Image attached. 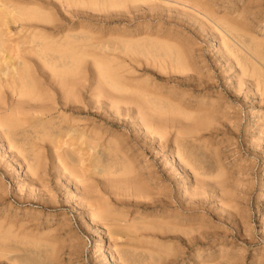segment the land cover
<instances>
[{
  "label": "rangeland",
  "instance_id": "1",
  "mask_svg": "<svg viewBox=\"0 0 264 264\" xmlns=\"http://www.w3.org/2000/svg\"><path fill=\"white\" fill-rule=\"evenodd\" d=\"M29 1H32V4H33L34 0H25V1L22 0V2H24V3H21V0H19L18 2H20V4L16 3V1H15V5L19 8L25 7L27 9L29 8V9H35V10L40 11L41 13H43V15L45 14L44 15L45 17H47L48 19H51V22H49V21L48 22H42L43 26L44 27H46V26L53 27L50 30L51 33L46 28L44 30V27L43 28L37 27L36 31H40V33H42V34L44 33L43 35L50 36V37L54 36V34H55L54 37L58 41H61V39L63 38L62 33L63 34L66 33V34H64L65 36L70 35V36L74 37L73 47L75 46L70 51H66V52L55 51L54 53H51V54L49 53L47 56L38 57V58L35 55L37 60H42V61H35V64L34 63L32 64V62H33L32 60H34V58H35L34 55L27 57L26 62L29 61V59H30L29 62H31V64L34 65L35 67H38L35 69L34 66H32L30 63L28 65H31V66H28L26 63L27 67L28 68L30 67L29 70H31V72L33 70L36 73L35 74L34 72H32V74H34V75H32L33 76L32 81L35 78H36V81H38L37 78H40V77L43 78V79H41V81L44 80V78L47 79L48 76L46 75L45 70H47V72L50 71L49 74H51L52 68H50V67L47 68L44 61L46 62V64L53 62L54 64L57 65V68L59 70L62 69L63 67L68 68L69 69V71H68L69 76L71 75L70 77H72L73 80H80L81 78H84L86 81L88 80L87 83L84 82L85 80H83V82L81 80L78 81V84H79V82H80V84H79V86L76 87V91H77L78 95H80L82 98H84L86 100L85 102H87V104L85 102L83 103L84 106L86 104L85 111L83 109L84 106L82 105L83 107L81 106L82 109L80 110L81 113H78V114L71 113L69 111H64L65 114L64 113L59 114L58 112L54 111L56 113L54 114V112H53V115L49 116L42 124H41V122L39 123V122L35 121L32 123H27V126H25V124H26L25 123L22 126L25 127L26 133L22 132L19 129L21 127H16L14 129V128L8 126L10 124L9 122H11L10 119H12V118H10V116H8L9 110L8 109H7L8 111L7 110L4 111V109L0 110V134L2 132L4 133L3 135L2 134L0 135V139H1V141H0V226H1L0 227V237L1 238L5 237L4 239H0V255H1L0 256V264H40V263L41 264H106V263L107 264H117V261L120 262L119 264H121V263H124L123 262V255H125V254H127L133 260V262H131L132 264H150V263L151 264H154V263L155 264H157V263L158 264H160V263L161 264H172V263L173 264H178V263L179 264H181V263L182 264H194L195 263L194 261H196L195 264H205V263L206 264H225V262H226V264H231V263L232 264L233 263L234 264H264V125H263L264 124V75H263V73H264V67H263L264 66V56H263L264 55V51H263L264 50V0H254V1H252V0H207V1L206 0H201V1L200 0H198V1L197 0L196 1H194V0H188V1H186V0H182V1L181 0H175V1L174 0H172V1L171 0L170 1L169 0H152L153 2L150 0H77V1L71 0L72 1L71 3H70V0H67V1H69V3H65V4H67L68 7H66V5H64V1L66 2V0H57V1L55 0L56 2L54 0H41V2H38V1L36 2V0H35L34 3L35 4L37 3L38 5L40 4L42 6V9L41 8L39 9L40 5L34 6V4H33V6H34L33 7L32 5H30L28 3ZM107 1H108V3H106ZM120 1H122V2H120ZM123 1H125V2H123ZM180 1H181V3H179ZM53 2H54V4H53ZM57 2L60 3V5ZM43 3L46 5H44ZM62 3H63V5H62ZM25 4H28L30 6L25 5ZM203 4H205V5H203ZM61 5H62V7L60 8ZM189 5H191V6H189ZM50 6L51 7L53 6L54 10ZM64 6L66 7V9H64L65 8ZM183 6H185V7H183ZM36 7H38V8H36ZM45 7H48L45 9L46 11L43 10V8H45ZM48 9L50 10L51 13L52 12L53 13L50 14ZM51 9L53 11H51ZM62 9H63V11H62ZM207 9H210V10H207ZM66 10H67V12H66ZM208 11H210V12L208 13ZM46 12H47V14H46ZM66 17H68V19H66ZM201 17H203V18H201ZM228 17H230V18H228ZM55 19H56V21H55ZM208 20H210V21H208ZM59 21L60 22L62 21V22L60 23ZM231 21L238 23L239 26L236 23L231 22ZM72 23H73V25H72ZM42 24H41V26H42ZM59 24L61 27L59 26ZM77 25H79V26H77ZM230 25H232V26L230 27ZM55 26L58 27L59 29H57ZM73 26H75L74 29L77 27V30L73 31L72 30ZM81 26L84 28V30L81 29L82 28ZM70 27H71V30H70ZM78 27H79V30H78ZM245 27H247V28H245ZM67 28H69V29H67ZM217 28L221 32L219 30H217ZM66 29H67V31H66ZM221 29H223V30H221ZM89 30H90V32H89ZM45 32H46V34H45ZM124 32L126 34H128L127 36H129V37H127ZM58 33H61V34H58ZM218 33H220V34H218ZM91 34H92V36H91ZM120 34H121V36H120ZM137 34L140 36H138ZM130 35H132L133 37ZM142 35H143V37H142ZM251 35L253 38H251ZM58 36L61 38H59ZM135 36H136V38H135ZM154 36H156V37H154ZM160 36H161V38H160ZM166 36H168V37H166ZM140 37H141V40H140ZM153 37L155 38V40ZM174 37H176L178 40ZM157 38H159V41H162V40H164V41L160 43ZM164 38H168L169 41H174V40L175 41L172 45V42H169L168 39H164ZM170 38H171V40H170ZM89 39H94L96 41H92V43H91V40H89ZM98 39H99V41H97ZM156 39H157V42H156ZM248 39H251V40H249L250 42L248 41ZM100 40H101V42H100ZM166 40H167V43L169 42L170 44L168 43L166 45L165 44ZM184 40H186V41H184ZM178 41L182 45L178 44ZM246 41H247V43H246ZM158 43H160V45ZM162 44H164L165 46ZM176 44L179 45V47L182 49V51L185 49V51H186L185 53L187 55L184 52L182 54V51L180 50V48L178 46H176ZM256 44L259 46H257ZM171 45H172V47H171ZM99 46H101V47H99ZM181 46L182 47L184 46V47L182 48ZM82 48H84V49H82ZM155 48L157 49V51ZM169 48H172V49H169ZM188 49H189V51H188ZM77 50H79L80 52ZM174 50H175V52L182 54L181 56L183 57V59L185 58L184 59L185 62L182 59L183 60L182 61L183 62V64H182L183 68L177 66V68H179V69H176L175 68L176 65L173 66L174 65L173 57L175 56ZM92 51L94 53H92ZM133 51L135 54L133 53ZM76 52H77V54H76ZM83 52L90 54V55H87ZM88 52H90V53H88ZM99 52L104 53V54H107V52H109L110 58L108 56H104V54L99 55ZM113 52H114V55H112V58H111V54H113ZM129 52H130V54H132V53L133 54L129 55ZM189 52H191L190 53L191 56H190ZM224 52H226V53H224ZM227 52H228V54H227ZM261 52H263V53H261ZM121 53H122V55H121ZM136 53L140 56H138ZM168 53H169V55H168ZM83 54L86 56H84ZM93 54H95V55L93 56ZM115 54H116V56H115ZM147 54H149V55H147ZM225 54H227V55L225 56ZM259 54H260V56H259ZM118 55L120 56V58H123V61L125 60L124 63H122L123 67L120 64V62H123V61L119 58ZM128 55L130 58L128 57ZM184 55H186V56H184ZM74 56H76V57L74 58ZM99 56L104 57V58L103 59L99 58ZM227 56L231 57L232 62L230 60V57H227ZM30 57H32L33 59ZM77 57H79V58H77ZM116 57H118L119 59ZM157 57H158V59H156ZM161 57L164 59H162ZM42 58L44 59V61ZM70 58H72V59H70ZM115 58H116L117 63H115L116 62L114 60ZM186 58H188V60L190 58V60H189L190 62H188V60ZM254 58H256L257 60ZM262 58H263V60H262ZM89 59H92V62ZM131 59H132V61H130ZM135 59L137 61L144 60V59L146 61L148 59L147 61H149V62L146 61L147 62L146 63V62L140 61L143 63L137 62L135 65V63H133V62H136ZM150 59H151V61H154L153 66L151 65L153 63H151ZM47 60H49V62ZM103 60H105L106 62ZM112 60H113V63H112ZM157 60L159 61V63L161 65L162 64H164V65L158 66ZM108 61H109V63H108ZM168 61L172 67V70L170 69L171 67H170ZM89 62L92 64H90ZM164 62H166V63H164ZM186 62L188 63V66L193 64L192 67L191 66H190L191 68L187 67V65L185 64ZM235 62L237 63V65L234 64ZM40 63H42V64H40ZM81 63L84 64L82 67H81V65H82ZM149 63H150V66L148 65ZM76 64H77V66H75ZM96 64H98L99 68L97 67ZM119 64H120V66H119ZM129 64L131 67L129 66ZM140 64H141V66L139 67ZM231 64H233V65H231ZM41 65L42 66L45 65L46 67L44 66V68H43ZM103 65L111 67L112 70L114 69L113 70L114 73H116L115 70H117L116 80H118V81L124 80L122 85H123V88L125 87L123 89V91L125 93L123 91H120V90H118L119 92L116 91L113 88V86L111 85V83L106 79V77H104V75L102 74V71H101ZM113 65L115 67H116V65H118V66L115 69V67ZM137 65H138V67H137ZM155 65L158 66V68L154 67ZM142 66H143V68H142ZM164 66H166L165 67L166 70L169 69V71L172 74L168 71H164ZM41 67H42V69H41ZM79 67L83 68V70H86L87 73H85L84 71L82 72L81 68L78 69ZM128 67H129V69H128ZM147 67H149V68H147ZM173 67L176 70H174ZM91 68L92 69L95 68L97 70L94 69L92 71ZM119 68H123V69H121L122 71L123 70L126 71V68H127V70H129L130 73H128V71H126V73H128V74H126L125 71H123L124 73H121L120 72L121 70H118ZM133 68L136 69L135 71H137L138 73L141 69L142 70L140 71L139 74L137 72L133 73L132 72ZM153 68H156L157 70L153 69ZM159 68L161 70H158ZM192 68H194V69H192ZM37 69H39V70H37ZM77 69H78V71H77ZM237 69H238V72H235ZM40 70H41V73H38V72H40ZM42 70H44V72ZM71 70H73V71H71ZM154 70H156L157 72L158 71H160V72L157 73ZM173 70H174V72H172ZM181 70H183V73ZM191 70H193V71H191ZM79 71L82 74L85 73L84 76L81 73H77ZM94 71L95 72L97 71L98 73L97 72L95 73ZM179 71H180V73H179ZM42 72L45 75H42ZM163 72L165 73L164 75H163ZM239 72H240V75H236V74H239ZM248 72H250V73H248ZM70 73H73V76ZM136 73L138 76L141 75V77L144 74V76L142 77L143 79L141 77H140V80L136 79L137 78L136 77L137 75L135 76ZM146 73L148 75L150 73V75L148 76L149 78H146L147 77ZM151 73H152V75H151ZM176 73H177L178 78L176 76ZM199 73H200V76L197 75ZM77 74H80L83 77H81L79 75H78L79 76L78 77V76H76ZM94 74L96 76H97V74H98V76L100 75L99 76L100 78L97 77L98 81L96 78L94 79V76H95ZM243 74H245V75L243 76ZM128 75L130 77H132V76L136 77L133 80L134 82L131 81L133 79V77L131 79L130 77H128ZM166 75L169 77L167 78ZM179 75L180 76L182 75V76L180 77ZM235 75L238 77H236ZM241 75L244 78L246 76V78L244 79ZM91 76L95 80V83H94V80L91 79ZM123 76H126V78H129V80ZM150 76H154V77L150 78ZM194 76L197 79L193 78V80H192L193 82H191L190 77L192 78ZM253 76L255 77L254 79H253ZM199 77H202V79ZM102 78H104V79H102ZM165 78H167V79H165ZM198 78H199V80H198ZM100 79H102L101 82H100ZM149 79H150V81H148ZM185 79H186V81H185ZM208 79L212 82H210ZM92 80H93V82H92ZM126 80L128 81L127 84L130 83V81H131V87L130 88H129L130 84L128 86L125 85ZM151 80H153V81H151ZM195 80H197L199 82H197V84H196ZM242 80H245V81L243 82ZM36 81H33V82L37 83ZM39 81H38V83H39ZM102 81H105V82H102ZM204 81H207V82H204ZM89 82H90V86H87V85H89ZM135 82L138 85L137 87H134L136 85ZM154 82H156V83H154ZM157 82H158V85H157ZM160 83H162V84H160ZM252 83H254V84H252ZM102 84H104V85H102ZM106 84H109V85H106ZM151 84H152V86H147V85H151ZM153 84H155L157 87ZM168 84H170V85H168ZM178 84H179V86H178ZM250 84H251V86H249ZM261 84H262L263 88H262ZM175 85L177 86V88ZM182 85H183V87H182ZM199 85H201V86H199ZM85 86H87L88 88H86ZM141 86H144V89H142L143 87L141 88ZM160 86H162V87H160ZM97 87L99 90L97 89ZM132 87H134V88H132ZM139 87H140V89H139ZM78 88H79V90H77ZM89 88H90V90H89ZM107 88H108V90H107ZM126 88H128V89H126ZM135 88H137L138 90H141V91H137ZM159 88L161 91L159 90ZM167 88H171V89L169 90ZM187 88H189L190 90ZM130 89H132V90L135 89L133 92L135 93V91H136L138 93V94L135 93L138 96V97L136 96L137 98L135 97V94L133 92H131L132 90L130 91ZM165 89H166V91H165ZM185 89H186V91H185ZM0 90H2V89H0ZM5 90H6V86H5V89L3 88V90H2L3 92L1 91L2 94L0 93V95H1L0 99L1 100L6 99V98H4V96L7 98L10 97V98H8L10 100L6 101L7 100L6 99L3 102L6 105H8L10 102L13 104L16 101L15 100L16 96L14 95L15 93L13 94V92L10 89H7L6 91L7 92L9 91V92L6 93V92H4ZM105 90H107V93L108 92L110 93L111 91H113L112 92L113 97L110 96L111 94L109 95V93H108V95H106ZM145 90H148V92L149 91L152 92L151 93L152 95L150 94V92H149V94H147L148 92ZM176 90H179V92L185 91L184 95H183V93L181 94ZM187 90H189V91H187ZM48 91H50V90H48ZM48 91H47V93H48ZM252 91H254L255 93H253ZM51 92H53V91L51 90ZM51 92H49L50 95L53 94ZM186 92L192 93V94H189V96H190L189 99L187 97L188 94H186ZM97 93H100L99 95H100V97H102V99L104 98L103 99L104 100V103H103L104 107H106V105H107L106 108H108V110H107L106 108L103 107V104H102V107L104 110V111L102 110L104 112L103 115H106V117L102 116L103 117L102 120H98V118L92 114L95 111V110H93L94 98H92V97L94 95L97 96L98 95ZM101 93L102 94L104 93L106 96L102 95ZM131 93H133V94H131ZM156 93H159V95H161V93H163L164 95L162 94V97H160ZM169 93L172 95V99L174 101L172 99H169V98H171V95H169ZM3 94H4V96H2ZM124 94L128 95V96L132 95L135 97V99H142L139 101L141 102V105H143V106L145 105V107H147V103L151 102V104L155 103V106H157L158 108H164V109L169 110L170 113H168V111H167V114L162 115V117H163L162 119L164 120L165 118L174 117L175 120H177L179 122L178 123V129L181 128L180 130L184 131V133L181 134V135H183V137H181V139L176 138L177 140L174 137H171L172 134H173L172 136L175 135L174 134L175 130L172 129L171 130L172 133H171V131H169L170 132L169 134L167 132V134H165L166 138H163L161 141L158 139L159 138L158 135L157 136L155 135V137L149 136V139H150V137L155 138V139L157 138L156 140L151 139L149 141L148 136L147 137L145 136L143 129L141 130V128H138V126L137 127H136V125L132 126V124L130 126V124H129L130 123L129 119H131V120L137 119L138 120L139 116L141 115V114L138 115L137 111L133 112L134 110H136V105H134V104L131 105L132 103L126 104L128 107H131V110H130L129 115H128L129 117L127 115L125 116V118H127V117L129 118V119L127 118L128 121L126 122V124H123V125L122 124H116L117 120H111L112 118L116 119V117L115 118L113 117L115 115H112L114 113V110H113L114 107H112L114 104L111 106V100H115V101L119 100V99L122 100V99H124V97H126ZM129 94H131V95H129ZM155 94L157 96H153ZM167 94H168V96H167ZM260 94L262 95V97H260L261 96ZM84 95H85V97H84ZM119 95L124 96V97H120ZM149 95H150V97H149ZM199 95L202 96V97L201 96L200 97L202 98L203 102L200 101L201 98L198 97ZM207 95H209V97ZM56 96H59V95H56ZM179 96H180V98H179ZM182 96L184 98H182ZM192 96H194V97H192ZM203 96H205V97H203ZM145 97H146V100H145ZM130 98H132V97H130ZM130 98L128 97V99H130ZM159 98H161L164 101H162ZM166 98H167V100H165ZM174 98L175 99L177 98L176 99L177 101H175ZM195 98H196V100H195ZM207 98H209V102H208ZM125 99L127 100V98H125ZM205 99L208 103L207 106H206L207 103L206 104L204 103V102H206ZM12 100H15V101L13 102ZM144 100L146 103L144 102ZM190 100L192 102H190ZM108 101H110V102L108 103ZM211 101H213V103ZM7 102H9V103H7ZM177 102L180 105H182V106L184 105V106L183 107L181 106L182 108L179 107L180 105H178ZM105 103H108L110 105L108 106V104H105ZM157 103L158 104L160 103L159 104L160 106ZM195 103L197 104V106ZM202 103H203V106L206 108V110H204L205 108L202 109V107H203V106H201ZM211 103H212V106H214V111H213V108L211 106ZM171 104H172V106H171ZM192 104H194L195 107ZM198 104H199V108H200L199 110H198ZM88 105H90L91 111H90ZM124 105L125 104L120 102L117 106L124 108ZM9 106H10V104H9ZM109 107H110V109H109ZM145 107H143L142 110L145 113H149L150 112L149 108H145ZM176 107H178V109H176ZM190 107H192V109L194 110V112H196V114H194V112L192 111V109H190ZM168 108H170L171 111ZM195 108L197 109V111ZM186 109H189L190 111H187ZM221 109H223V110H221ZM106 110L108 111V114H105V113H107ZM178 110L179 111L181 110L180 111L182 113L181 115H180V113L177 112ZM220 110L223 112H221ZM217 111L218 112L220 111L219 114ZM119 112L123 113V109L119 108ZM189 112H190V114H189ZM191 112L193 113V115H191L192 114ZM216 112H217V114H216ZM66 113L68 115H66ZM130 113H132V114L130 115ZM56 114H58V115L56 116ZM187 114H188V117L185 116ZM261 114H262V116H261ZM63 115L64 116L66 115L68 117L71 116L70 118H72V115H73V118L75 117L74 119H78V118H79L78 120L82 119L81 121H83L84 127H86L85 129H87V130H89V128L91 129V127L94 128L96 125L97 128H95V129L92 128L91 130L94 131V130L98 129L99 131H101L100 133H102V139H101L102 141H106L105 140L106 138H108L107 140H110V139L112 140V138H113L117 141V139H119L122 136H123L122 138L125 140L126 136L124 134L127 135L126 140L129 139V140H127L128 142L125 140L126 143L124 144L123 139L120 138L118 141L121 142L120 140H122V142L119 143L117 141V143L120 144L121 147H126V148H127V146L130 147L131 145L132 146L135 145V147L133 146L135 148L133 154L128 155L129 156L128 161L130 162V159L136 153L134 155L135 157L133 156L134 157L133 159L135 160V162L132 161L133 159H131V161H132L131 166L134 167L136 164V166L134 168L132 167V175L131 176H134V177L136 176L135 177L136 182L137 183L139 182V184L141 185V188L145 192H147V194L149 196V198H148V196H146L145 198H140V199L135 198V196H134L135 200H140V202L142 201L141 202L142 206L140 203H136L138 206L134 203L135 201H134L133 195L131 194L132 193L131 190L126 189L127 185H125L123 182H121V181L117 182L115 180L116 176L114 174H112V173L110 175L102 174V173H109L110 172V170H108V167L113 163L114 160L108 159V157H106L105 155H102L98 158L93 157V155H88L87 152L85 155V151H86L84 149L86 147V146H84L85 144L80 145L79 142L77 140H75L76 138H74V137L71 138L69 136H66V139H65L64 136H63L64 138L62 137V135L59 136L60 134H58V131L56 129V125L59 124L58 123L60 120L59 116H63ZM108 115H109V117L110 116L111 117L109 118ZM190 115H191V117H189ZM19 116L21 117L22 115H19ZM92 116L94 119L92 118ZM223 116H225L224 117L225 120L222 118ZM258 116H260V118ZM84 117H85V119H84ZM107 117H108V119H107ZM5 118H7V119H5ZM50 118L52 119V121H50V123H49L48 121ZM191 118H193V119H191ZM86 119L87 120L90 119V122H89V120L85 121ZM95 119H96V121H95ZM216 121L218 122L217 124L215 123ZM85 122H87V123H85ZM187 122L188 123L190 122V123L188 124ZM219 122H220V124H219ZM97 124H101L100 127H98L99 125H97ZM194 124L197 126L195 127ZM89 125H91V127ZM116 125H117V127H116ZM217 125H219V126H217ZM87 126H88V128H87ZM210 126L212 129L210 128ZM135 128H136V130H135ZM257 128L260 130L259 133H257V131H258ZM133 129L135 130V131H133L134 133L132 132ZM107 130H108V132H107ZM125 130L128 131V133L127 132L125 133L124 132ZM163 130H165V129L163 128ZM189 131H190V133H189ZM192 131H194V132H192ZM195 131H197V132L195 133ZM198 131H201V132H198ZM130 132H132V133H130ZM185 132H187V133H185ZM111 133H112V138H109V135ZM44 134L46 136H44ZM105 134H106V136L107 135L108 136L106 137ZM117 134L119 135L118 138H117V136H118ZM133 134H135V135L133 136ZM141 134H143V135L141 136ZM206 135L209 137H207ZM37 136L38 137L40 136L41 139H39V138L37 139ZM42 136H44L45 138H42ZM56 136H57V138H56ZM138 136H139V138H138ZM203 136H206L207 138L205 137V140H203L204 139ZM252 136H253V138H250ZM1 137H3V138H1ZM141 137L142 138L144 137L145 139L144 138L142 139ZM167 137H168V142L165 141V140H167ZM190 137H192L193 139H191ZM5 138L7 140H4ZM54 138H56V139H54ZM58 138H59V141H58ZM196 138H198V139H196ZM201 138H203V139L201 140ZM63 139L66 142H64ZM138 139H141V140H138ZM195 139L197 141H195ZM256 139H258L259 141ZM60 140L62 141V143L64 142L63 144L60 143L61 145L59 144V142H61ZM67 140H68V143H69V141L71 142L70 146L72 148H75V147L78 148L77 153L80 151L79 149L82 148L79 155L78 156L76 155L77 157L74 156L75 152H76L75 151L76 148L73 149V151H71L70 150L71 148L70 149L68 148L69 144H67ZM145 140L146 141L148 140V142H146ZM192 140H194V142ZM45 141H47L48 143L46 142V144H44ZM54 141H55V143H54ZM134 141L137 143H135ZM140 141L142 144L139 143ZM163 141H165V142H163ZM198 141H199V143H198ZM203 141L205 143H203ZM209 141L210 142L212 141L211 144ZM5 142L7 143L8 148L5 145ZM30 142H32V143H30ZM157 142H159L158 147L159 148L161 147L160 149L157 147ZM8 143H9V145H8ZM41 143L43 144V147H42ZM49 143H50L51 147L54 145L55 146L52 149H50L51 147L49 146ZM56 143L58 145H60L61 147L59 148V146ZM127 143H129L130 145ZM154 143L156 145H154ZM178 143L184 144L183 152L187 155V156L186 155L185 156L188 160H190V161L192 160L191 162L193 164V167L188 166L187 170L185 167H180V169H179V164L176 162L178 160V156H177V152H176V145ZM207 143H209V144H207ZM38 144H40V145H38ZM64 144L68 147H66ZM76 144L78 147L74 146ZM145 145H147L148 148L150 147L149 149H151V147H152V149H153V147H156V148H154L155 150L153 149V151L152 150L150 151L147 148V146H145ZM170 145H171V148H169ZM165 146H167L166 149H165ZM215 148H216V150H215ZM37 149H38V151H37ZM40 149H42V151ZM43 149H45V150H43ZM58 149L63 150L62 152L64 154L62 155V152ZM138 149H140V150H138ZM171 149H174V150H171ZM170 150H171V152L169 153ZM14 151H15V153H14ZM40 151H41V153L39 154ZM55 151L61 152L60 153L61 155L57 152L55 153ZM157 151L158 152L160 151V154L159 153L157 154ZM187 151H189V152L187 153ZM17 152H18V154L16 155ZM73 152H74V154H73ZM154 152H155V154H154ZM44 153H45V155H44ZM142 153H143V155H141ZM173 153H175V154H173ZM55 154H58L57 156L59 158L56 157ZM41 155L42 156L44 155L43 157H44L45 162H43V159L42 160L40 159ZM80 155L83 156V158ZM218 155H219V158H218ZM18 157H20L21 159ZM43 157H41V158H43ZM79 157L82 158L84 162L82 161V159L79 162L78 161ZM87 157L90 158V160L93 158L92 160L95 162V164H94V162H92V160L90 161L89 159H87ZM137 157L140 159H137ZM160 157H162V158H160ZM163 157H164V159L166 158L165 163H164ZM56 159H57V161H56ZM39 160H41L40 161V167L37 168V165L39 164ZM54 160L56 162H59L58 160H60L61 162H59V164H58ZM85 160L87 163L85 162ZM88 160H89V162H88ZM36 161H37L36 169H37V172L39 173L38 175H35V173H33V172H36V169L35 170L31 169L33 166V163H36ZM64 161H66V162H64ZM70 161L73 165L70 164V166H69V163H67V162H70ZM77 161L79 163L83 162V164L82 163H81V165L77 164L78 163ZM136 161H138V163H136ZM63 162L65 164L67 163V165H64ZM98 162H99V164H97ZM101 162H102V164H101ZM162 162H163V164H161ZM133 163H135V164H133ZM141 163H142V165H145L146 167L141 166ZM176 163H177V165H176ZM60 164H63V165H60ZM86 164H87V166L89 164L91 166L89 165V167H85ZM42 165L45 169L42 167ZM52 165L55 167L56 166L57 167L62 166L64 171L61 170L62 171L61 172L59 169H62V168L58 169V168L53 167ZM152 165L156 169L155 171L152 168L153 167ZM149 166H150V168H148ZM168 166H170V167H168ZM225 166L227 169L225 168ZM72 167L73 168L76 167V169L75 168L73 169ZM79 167H81V168H79ZM92 167H94L93 170H92ZM136 167H137V169H136ZM194 167H196V168H194ZM221 167H223V168H221ZM84 168H86V169L84 170ZM164 168L165 169L169 168V170L166 171ZM181 168H183V169H181ZM238 168H241V170ZM26 169H28V170L25 171ZM53 169H55V170H53ZM66 169H68V170H66ZM147 169H150V170H147ZM56 170L57 171L59 170L58 174L56 173L57 172ZM88 170L91 171L90 173H92V174H90V173L89 174L93 175V176H91V178L88 174ZM171 170H172V172H170ZM175 170H177V171H175ZM29 171H30V173H28ZM68 171H69V173H68ZM148 171L149 172L153 171L151 173H154V172L155 173L151 174V173H148ZM186 171L187 172L189 171V172L187 173ZM59 172H60V174H62V176H60ZM73 172L75 174H73ZM78 172H80V173H78ZM84 172L87 173V175ZM94 172L96 174H94ZM136 172H139V174H142V176H146V179L144 177L140 176L139 174H137ZM167 172H168V174L171 173V176L167 175ZM190 172H192V173H190ZM26 173H28V174H26ZM81 173H83V174H81ZM100 173H101V175H100ZM146 173H148L149 176ZM157 173H161L162 175L158 174L159 176L157 178ZM69 174H71V175H70V177L68 176L69 178H67V175H69ZM134 174H137V175H134ZM173 174L174 175L176 174L175 176L177 177V179H175V176ZM230 174L231 175L234 174V175H232V178H231ZM238 174L240 175V177ZM65 175H66V177H65ZM72 175H75L76 177L73 176L74 177L73 178ZM82 175H84V176H82ZM138 175L140 176V178ZM150 175H151V178L155 175L152 178L153 181H152V179L149 180ZM166 175H167V177H166ZM224 175H226V177ZM35 176L36 177L38 176L39 178L37 177L38 179H36ZM55 176H56V178H55ZM79 176H80V178H78ZM98 177L100 180L98 179ZM101 177H102V179H103V177H106V179L107 180L109 179V180L108 181H106V179L102 180ZM107 177H109V178H107ZM114 177H115V179H112ZM182 177L184 179L183 182L181 181ZM28 178L30 180H28ZM66 178L68 179L67 181H66ZM81 178H84V179L82 180ZM87 178H89L91 180H89ZM142 178H144L145 181L141 180ZM156 178L158 179L157 180L158 183L156 182ZM64 179H65V181H64ZM73 179H75V181H73ZM92 179H95L96 181L94 180V182H93ZM214 179H215V181H214ZM239 179H241V180H239ZM69 180L73 184L70 183ZM80 180L84 182L85 186L88 185V187L86 186V188L88 189V191L91 189L90 190L91 192L84 190L86 188H84V186H83L84 184L81 182H80L81 183V185H80V183H79ZM84 180L86 182H88V180H89V184H86ZM165 180L168 181V184L164 183ZM211 180H213V181H211ZM217 180H219V181H217ZM221 180H223V182ZM224 180L225 181L228 180V181L224 182ZM233 180H236V181H233ZM38 181H40V182H38ZM91 181L93 182L94 186H92L93 184L91 183ZM141 181H144L145 183L141 182ZM201 181H202V183H201ZM237 181H238V183H240L239 185L237 184ZM67 182H69V183H67ZM95 182H97V183H95ZM146 182L150 183V185L147 184ZM177 182L180 185L179 184L177 185ZM187 182L189 183L190 187L192 185V188H190L188 186ZM53 183H55L57 185H55ZM60 183H62V184L59 185ZM111 183H113V184H111ZM159 183H160V185L162 184L161 186L159 185L160 187H162L163 185H166V187L170 186V187H168V189H171L170 190L171 192L169 190H167V188L165 189V190H167V192L163 189H158V188H156L157 190H155V192H154L153 188L155 186L153 187V185L158 186ZM198 183L202 184V185H199ZM39 184H40V187H41V184H43L42 186L44 187L45 190H42L43 187L38 188ZM210 184H211V186H209ZM196 185H198V186H196ZM30 186L33 188H31ZM49 186L52 189H50V188L48 189ZM77 186L79 189L82 187L84 189L82 188L81 190H78ZM115 186H116V188H115ZM145 186L147 187V189L150 188L151 190L150 189L147 190ZM177 186L179 187V189ZM187 186H188V188H187ZM227 186H228V188H227ZM29 187H30V190H32L31 192L29 190ZM35 187H36V190H35ZM89 187H91V188H89ZM94 187H96L94 189L95 191L93 190ZM164 187L165 186H163L162 188H164ZM183 187L186 190L182 189ZM193 187H195L194 190H193ZM234 187H236V188H234ZM237 187L239 189H237ZM225 188H227V189L224 191ZM245 188L247 190H245ZM46 189L48 190V192ZM181 189H182V191H187V192L190 191V192H188V196L185 195L187 192H182ZM233 189H235L234 190L236 192L235 194L233 193L234 192ZM82 190H84V191H82ZM92 190L94 192H92ZM96 190H98L99 193H95V192H97ZM158 190H160V191L162 190V191L160 192ZM227 190L229 192H227ZM242 190H243L245 195L242 194L243 193V192H241ZM76 191L77 192L79 191V192L77 193ZM125 191H127V192H125ZM156 191H158L157 192L158 195L156 194ZM163 191H165V193ZM168 191H169V193H168ZM207 191H208V193H207ZM209 191L212 195L215 194V197H217V198L214 199V196H212L213 198L210 196L211 197V199H210V197L208 196V195H211L209 193ZM82 192H85V193H82ZM128 192H130L129 193V195L131 194L130 196H128ZM202 192L205 194H203ZM219 192L221 193L222 197L219 196L220 195ZM238 192H240L241 195ZM86 193H87V195H86ZM111 193H112V196H111ZM150 193L151 194L155 193V194L151 195ZM166 193H167V197L165 195ZM170 193H172V194H170ZM181 193H182V195H181ZM192 193H194V194L196 193L195 196L196 195L198 196L200 193L202 195H201V197H195ZM35 194L36 195L38 194L37 195L38 197ZM49 194L51 195L52 198H50ZM66 194H68V195H66ZM70 194H71V196H70ZM124 194H126L127 197H125V196L123 197ZM149 194L152 196L153 199L155 197L159 196V198H158L159 200L157 198H155L156 202L153 199L152 200L154 201V203L152 201L147 202V200H149L151 198ZM161 194L162 195L164 194L165 197L161 196ZM169 194L172 195L175 199L172 196L169 197ZM191 194L194 196V199H192L193 197ZM216 194L217 195L219 194L218 195L219 197ZM115 195L116 196L119 195L118 196L119 199ZM179 195H180V197H179ZM190 195L192 198L190 197ZM204 195H207V196H204ZM230 195H232V198ZM67 196H70L69 197L70 199ZM75 196H76L77 200L75 199ZM93 196L95 197V199L97 198L99 200L96 201L95 199H93L94 198ZM176 197H178L180 199H177ZM182 197H186L188 199L190 198L191 200L189 199V201H188V199L186 200V198H182ZM203 197L209 198L210 200L205 199ZM233 197H235V198H233ZM81 198H84V201H83V199L81 201H83L85 203V205L83 203L82 204L77 203V202H80ZM115 198H116V200H118L117 202H116ZM146 198H148V199L146 200ZM167 198H169V200L172 199V201L174 200L173 201L174 205L172 204V201H169ZM197 198L198 199L200 198V201ZM218 198L224 199V200L226 199L225 201H228V200L229 201L231 200V201L230 202L228 201V203H227L223 200L220 201V199H218ZM41 199H44V201L46 199V201H50V202H46V201L44 202ZM52 199L55 200V203H54V200L52 201ZM88 199H90V202H86ZM91 199H93L92 203H91ZM123 199H126V200L123 201ZM160 199H161V201H160ZM131 200H132V202H131ZM167 200H168V204L165 203V201H167ZM175 200L178 201L177 203H179V202L180 203L177 205ZM195 200H196V202H194ZM218 200L221 203V206H219V207H218L219 202L217 203ZM232 200L233 201L235 200L237 202V203L235 202L237 205ZM121 201L123 202V204L121 203ZM143 201L144 202L146 201L147 205H145L146 203H143ZM97 202H99V207H98ZM189 202H190V204H189ZM94 203H96V204H94ZM220 203H219V205H220ZM162 204H163V207L160 206ZM164 204H166V205H164ZM233 204L235 207L233 206ZM176 205L178 206L177 209L175 208V207H177ZM199 205L203 209H200ZM92 206H94V208ZM134 206H135V208H134ZM180 206H184V207H188V208H183ZM194 206H196V208H193ZM222 206H225V210L223 209L224 207L221 208ZM87 207H88V209H87ZM208 207H209V209H208ZM95 208H97V209L99 208V209L97 210ZM219 208L221 210H219ZM108 209H110V210H108ZM164 209H167V210H164ZM169 209L171 212L168 211ZM228 209H229V211H228ZM111 211H113V212H111ZM133 211H134V213H133ZM158 211H159V213H157ZM178 211H179V214L177 213ZM232 211H234V212L232 213ZM89 212H92V213H89ZM102 212H105V213L103 214ZM125 212H126V214H125ZM127 212H128V214H127ZM168 212H170L171 215ZM100 213H101V215H100ZM123 213H124V215H122ZM150 213H151V215L152 214L153 215L150 216ZM98 214H99V217H97ZM111 214L113 216H111ZM131 214L133 216H131ZM162 214H163V216H162ZM172 214L173 215L175 214L177 216H173ZM225 214H228V216L226 215L227 217H225ZM109 215L111 217H109ZM121 215L123 217H125V216L126 217L123 218ZM167 215H169L170 218ZM220 215H221V217H220ZM91 216H92V218H90ZM143 216H145V218ZM158 216L162 217V219H164L165 217H167V218L164 219V221H162L160 223L161 219L159 218L157 220V218H155ZM95 217H97V218H95ZM129 217H130V219H129ZM140 217H141V219H140ZM173 217H177V218H175V220H174ZM151 219H153L154 221ZM172 219H173V221H172ZM141 220H143L144 222ZM155 220H157V221H155ZM166 220L169 224L166 223ZM169 220H171V222H173V223H170ZM176 220L177 221L179 220V222H177ZM225 220H227L228 222ZM123 221L125 222L126 225L124 224ZM129 221H130V223H129ZM148 221H150V222H148ZM188 221H189V225L187 223ZM109 222L113 223V224L116 223V225H113V224L109 225ZM120 222H122L126 226L125 229H121V228H124V226ZM135 222L136 223L138 222V223L136 224ZM146 222L148 223L149 226L146 224ZM190 222L191 223L196 222V223L194 225V224H190ZM104 223L108 225V229L110 231L107 230V226ZM117 223H119V225L122 224V227L120 226L118 228ZM133 223H134V228L136 229V231H135V229L132 231V229L130 228L131 225H133ZM174 223H176V225H177V223H180V224L186 223V224L183 226L182 225L180 226V224H178L176 226V225H173ZM143 224H146V225H143ZM158 224H161L164 227V229H163L164 231L162 233H161V231H157L154 229L152 230V228H151V226L158 225ZM203 225H205V226H203ZM128 226H130V227H128ZM113 227H115V228H113ZM116 227H117V229H116ZM198 227H200V228H198ZM201 227H203V228L201 229ZM145 228H146V230H145ZM165 228H169V229L175 228L174 230H176V232L171 231L172 233L167 232V234H165ZM195 228H196V230H195ZM206 228H208L209 230ZM180 229H183L185 231H193L194 234L203 233L202 235L204 236L205 240L202 239V242L199 243V245L195 244V247L198 249H195L194 244H190L189 246H186L182 242L178 243L179 240L177 239L176 236H177V234H179L178 230H180ZM204 229H206V230H204ZM113 230H115V231H113ZM122 230H125L124 231L125 233L122 232ZM141 230H143V232ZM139 231H140V233H139ZM150 231H152V232H150ZM115 232H117V233L115 234ZM120 232H121V234H120ZM126 232H128V233H126ZM141 232H142V234H141ZM148 232H149V234H148ZM151 233H153L154 235H151ZM137 234L138 235L140 234L141 236L140 235L138 236ZM213 234H214V236H217V237H214ZM126 235H129V237L127 238ZM135 235H136V237L134 238ZM142 235L146 236V237H143ZM147 236H148V238H147ZM205 236H206V238H205ZM219 236H220V238H219ZM167 237H169V238H167ZM209 237H211V238H209ZM212 237H213V239H212ZM123 238H125V239H123ZM145 238L148 240H146ZM166 240H167V242H166ZM169 240H170V243L168 242ZM111 241L115 242L114 248L112 246L113 243ZM126 241H128V242H126ZM129 241L131 243H129ZM147 241L149 242V244ZM150 241L152 242V244L150 243ZM158 241L161 244H159ZM171 241H172V243H171ZM145 242H147V243H145ZM162 242H163V244H162ZM176 242L178 243V245ZM118 243H122L121 245H123V246H121ZM140 243H142V245H140L139 248H137ZM155 243H158V244H155ZM117 244H118V246H117ZM126 244H127V247L124 246ZM147 244L149 246H146ZM168 244H170L171 246ZM132 245L134 246V248ZM144 245H145V248H144ZM160 245H163V246L165 245L164 247H166V246H169V247L164 248L163 246L160 247ZM179 245L182 249L179 248ZM197 245H198V247H197ZM109 246H110V248H109ZM142 246H143V248H141ZM210 246H211V248H210ZM150 247L152 249L148 250V248H150ZM172 247H174L173 249H176V252H174L175 250L173 251V249L169 252V250ZM183 247H184V249H183ZM111 248H112V250L110 252ZM146 248H147V250H146ZM153 248H155V251ZM164 249H166V250H164ZM106 250H108V252L111 255ZM197 250H199V251H197ZM160 251H161V253L162 252L163 253L161 254ZM185 251H187V252H185ZM188 252H190V253H188ZM193 252H198L197 254L194 253V255H197V256L192 255ZM166 253H167V255H166ZM181 253L183 256L181 255ZM169 254L171 255V257L173 255L174 256L177 255L178 256L176 258L177 260L176 259L173 260L171 257H170L171 258L170 259ZM189 255H190V257H189ZM110 256H111V258H110ZM181 256H182V260H184V261L180 260ZM147 257H149L150 259ZM196 257H197V259L198 258L199 259L198 260L195 259ZM211 257H212V259H210ZM193 259H195V260H193ZM203 259H204V261H203ZM236 259H239V260H236ZM115 260H116V262H115ZM208 260H210V261H208ZM188 261H189V263H188ZM198 261H202V263L201 262L198 263ZM205 261H208V262H205ZM237 262H239V263H237Z\"/></svg>",
  "mask_w": 264,
  "mask_h": 264
},
{
  "label": "bare ground",
  "instance_id": "2",
  "mask_svg": "<svg viewBox=\"0 0 264 264\" xmlns=\"http://www.w3.org/2000/svg\"><path fill=\"white\" fill-rule=\"evenodd\" d=\"M15 1H16V3H19L20 4V2H18L19 0H0V89H2L3 90V88L5 89V86H6V90L7 89H10L12 92H13V94L16 96V101L15 100H12L14 103L12 104L11 102L9 103V102H7V103H9L10 104V106H9V104L8 105H6L3 101L4 100H6V101H8V100H10V99H8V98H10V97H5L4 96V94L2 95V96H4V98H6V99H4V100H1L0 99V110H2V109H4V111L5 110H7L8 111V113H9V115L8 116H10V118H12V119H10L11 120V122H9L10 124L8 125V126H10V127H12V128H16V127H21V128H19L22 132H24V133H26L25 132V127H23L22 125L23 124H25V126H27V123H32V122H35V121H37V122H41V124L49 117V116H51V115H53V112L54 111H56V112H58L59 114H62V113H64L65 114V112L64 111H69V112H71V113H76V114H78V113H81V106L83 105V103L86 101L84 98H82L80 95H78V93H77V91H76V87L77 86H79V84H80V82H79V84H78V81H82L83 82V80H85L84 78H81L80 80H73L72 79V77H70L69 76V69L68 68H62V69H58L57 68V65L56 64H54L53 62L52 63H47L46 64V62L44 61V59H43V61H44V63H45V65L47 66V68L48 67H50V68H52L51 69V74H49V72H47V70H45L46 72V75L48 76V78L47 79H45L44 78V80H42L41 81V79H43V78H37L38 79V81H39V83H38V81H36V78L33 80V81H36L37 83H35V82H33L32 81V79H33V76L32 75H34V74H32V72H34L33 70H32V72H31V70H29L30 69V67L28 68L27 67V65L30 63L31 64V62H29L30 61V59H29V61H27L26 62V60H27V57H29V56H31V55H34V60H32L33 62H32V64L34 63L35 64V61H42V60H37V58L38 57H43V56H47L49 53L51 54V53H54L55 51H58V52H60V51H63V52H66V51H70L72 48H74L73 47V41H74V37L73 36H70V35H64V34H66V33H62V35H63V38L61 39V41H58L57 39H55V32L53 33L54 34V36H46V35H43L42 33H40V31H36V29H37V27L39 28V27H41V28H43L44 26H43V24H42V22H51V19H48L47 17H45L44 15H43V13H41L40 11H38V10H35V9H27V8H19V7H17L16 5H15ZM25 1V0H24ZM35 1V0H34ZM34 1H33V4H34V6H39L37 3L35 4L34 3ZM41 2V0H36V2ZM55 1V0H54ZM57 1V0H56ZM55 1V2H56ZM77 1V0H76ZM75 1V2H76ZM150 1H152V0H150ZM170 1V0H169ZM172 1V0H171ZM175 1V0H174ZM182 1V0H181ZM181 1L179 2V3H181ZM186 1H188V0H186ZM194 1H196V0H194ZM198 1V0H197ZM201 1V0H200ZM207 1V0H206ZM252 1H254V0H252ZM31 2V3H30ZM52 2V1H51ZM72 1L70 0V3H71ZM113 2V1H112ZM120 2H122V1H120ZM123 2H125V1H123ZM153 2V1H152ZM185 2V1H184ZM21 3H24V2H22V0H21ZM30 5H32L33 6V4H32V1H29L28 2ZM58 3V2H57ZM65 3H69V1H67L66 0V2L64 1V5H66V7H68L67 6V4H65ZM106 3H108V1L106 2ZM111 3V2H110ZM132 3V2H131ZM187 3V2H186ZM44 4V3H43ZM53 4H54V2H53ZM59 5H60V3H58ZM93 4V3H92ZM95 4V3H94ZM115 4V3H114ZM122 4V3H121ZM127 4V3H126ZM25 5H28V4H25ZM30 5H28V6H30ZM44 5H46V4H44ZM62 5H63V3H62ZM62 5L60 6V8L62 7ZM150 5V4H149ZM159 5V4H158ZM167 5V4H166ZM203 5H205V4H203ZM207 5V4H206ZM33 6V7H34ZM55 6V5H54ZM111 6V5H110ZM124 6V5H123ZM152 6V5H151ZM150 6V7H151ZM189 6H191V5H189ZM196 6V5H195ZM51 7V6H50ZM65 7V6H64ZM66 7L64 8V9H66ZM158 7V6H157ZM160 7V6H159ZM183 7H185V6H183ZM36 8H38V7H36ZM42 9V6L40 5V7H39V9ZM46 8H48V7H45V8H43V10L44 11H46L45 9ZM52 9H53V6L51 7ZM161 8V7H160ZM206 8V7H205ZM50 9V8H49ZM48 9V10H49ZM51 9V11H53ZM69 9V8H68ZM181 9V8H180ZM179 9V10H180ZM189 9V8H188ZM61 10V9H60ZM207 10H210V9H207ZM62 11H63V9H62ZM61 11V12H62ZM204 11V10H203ZM59 12V11H58ZM66 12H67V10H66ZM184 12V11H183ZM182 12V13H183ZM210 11H208V13H209ZM49 13L50 14H52L51 12H50V10H49ZM214 13V12H213ZM241 13V12H240ZM46 14H47V12H46ZM55 14V13H54ZM187 14V13H186ZM65 15V14H64ZM223 15V14H222ZM242 15V14H241ZM52 16V15H51ZM67 16V15H66ZM69 16V15H68ZM206 16V15H205ZM53 17V16H52ZM55 17V16H54ZM61 17V16H60ZM190 17V16H189ZM217 17V16H216ZM56 18V17H55ZM71 18V17H70ZM191 18V17H190ZM201 18H203V17H201ZM228 18H230V17H228ZM65 19V18H64ZM66 19H68V17H66ZM65 19V20H66ZM218 19V18H217ZM233 19V18H232ZM55 21H56V19H55ZM208 21H210V20H208ZM239 21V20H238ZM60 22V21H59ZM62 22V21H61ZM60 22V23H61ZM72 22V21H71ZM213 22V21H212ZM231 22H234V21H231ZM42 24V26H41V24ZM78 23V22H77ZM203 23V22H202ZM234 23H236V22H234ZM50 24V23H49ZM82 24V23H81ZM237 25H238V23H236ZM242 24V23H241ZM240 24V25H241ZM72 25H73V23H72ZM58 26V25H57ZM59 26H60V24H59ZM77 26H79V25H77ZM232 25H230V27H231ZM239 26V25H238ZM56 27V26H55ZM54 27V28H55ZM61 27V26H60ZM74 27L75 26H73V31L74 30H77V27L74 29ZM82 27V26H81ZM85 27V26H84ZM214 27V26H213ZM219 27V26H218ZM242 27V26H241ZM45 28L47 29V30H51V28H53V27H49V26H46V27H44V30H45ZM57 29H59L58 27H56ZM233 28V27H232ZM239 28V27H238ZM245 28H247V27H245ZM67 29H69V28H67ZM67 29H66V31H67ZM81 29H83L84 30V28L82 27ZM89 29V28H88ZM39 30V29H38ZM70 30H71V27H70ZM69 30V31H70ZM78 30H79V27H78ZM87 30V29H86ZM85 30V31H86ZM91 30V29H90ZM90 30H89V32H90ZM217 30H219L218 28H217ZM221 30H223V29H221ZM248 30V29H247ZM42 31V30H41ZM48 31V32H49ZM59 31V30H58ZM130 31V30H129ZM220 31V30H219ZM234 31V30H233ZM236 31V30H235ZM238 31V30H237ZM44 32V31H43ZM60 32V31H59ZM120 32V31H119ZM127 32V31H126ZM221 32V31H220ZM241 32V31H240ZM50 33H51V31H50ZM61 33H58V34H61ZM76 33V32H75ZM78 33V32H77ZM125 33V32H124ZM128 33V32H127ZM131 33V32H130ZM129 33V34H130ZM237 33V32H236ZM45 34H46V32H45ZM48 34V33H47ZM57 34V33H56ZM89 34V33H88ZM96 34V33H95ZM109 34V33H108ZM122 34V33H121ZM121 34H120V36H121ZM126 34V33H125ZM157 34V33H156ZM218 34H220V33H218ZM228 34V33H227ZM52 35V34H51ZM86 35V34H85ZM107 35V34H106ZM111 35V34H110ZM118 35V34H117ZM123 35V34H122ZM128 34H126V36H127ZM138 35V34H137ZM136 35V36H137ZM231 35V34H230ZM243 35V34H242ZM91 36H92V34H91ZM119 36V35H118ZM124 36V35H123ZM125 36V37H126ZM130 36H132V35H130ZM136 36H135V38H136ZM138 36H140V35H138ZM137 36V37H138ZM147 36V35H146ZM151 36V35H150ZM159 36V35H158ZM174 36V35H173ZM224 36V35H223ZM241 36V35H240ZM59 37V36H58ZM107 37V36H106ZM127 37H129V36H127ZM133 37V36H132ZM131 37V38H132ZM142 37H143V35H142ZM154 37H156V36H154ZM153 37V38H154ZM165 37V36H164ZM166 37H168V36H166ZM179 37V36H178ZM225 37V36H224ZM59 38H61V37H59ZM58 38V39H59ZM105 38V37H104ZM108 38V37H107ZM149 38V37H148ZM160 38H161V36H160ZM174 38H176V37H174ZM173 38V39H174ZM182 38V37H181ZM221 38V37H220ZM219 38V39H220ZM251 38H253L252 37V35H251ZM95 39V38H94ZM94 39H89V40H91V43H92V41H96V40H94ZM147 39V38H146ZM150 39V38H149ZM152 39V38H151ZM158 39V41H159V38H157ZM157 39H156V42H157ZM163 39V38H162ZM164 39H168V38H164ZM177 39V38H176ZM226 39V38H225ZM224 39V40H225ZM258 39V38H257ZM140 40H141V37H140ZM148 40V39H147ZM154 40H155V38H154ZM161 40V39H160ZM170 40H171V38H170ZM178 40V39H177ZM249 40H251V39H248V41ZM259 40V39H258ZM257 40V41H258ZM263 40V39H262ZM97 41H99V39L97 40ZM123 41V40H122ZM136 41V40H135ZM138 41V40H137ZM149 41V40H148ZM164 40H162V41H159L160 43L161 42H163ZM168 41H169V39H168ZM175 41V40H174ZM174 41H169V42H172V45H173V43H174ZM184 41H186V40H184ZM221 41V40H220ZM219 41V42H220ZM229 41V40H228ZM100 42H101V40H100ZM144 42V41H143ZM166 42V43H165ZM164 43L167 45L168 43H167V40L165 41ZM250 42V41H249ZM94 43V42H93ZM125 43V42H124ZM153 43V42H152ZM160 43H158L159 45H160ZM246 43H247V41H246ZM118 44V43H117ZM122 44V43H121ZM147 44V43H146ZM151 44V43H150ZM170 44V43H169ZM178 44H180L179 43V41H178ZM178 44H176V46H178L179 47V45ZM220 44V43H219ZM82 45V44H81ZM129 45V44H128ZM138 45V44H137ZM162 45H164V44H162ZM172 45H171V47H172ZM180 45H182V44H180ZM185 45V44H184ZM190 45V44H189ZM257 45V44H256ZM79 46V45H78ZM97 46V45H96ZM134 46V45H133ZM165 46V45H164ZM222 46V45H221ZM257 46H259V45H257ZM88 47V46H87ZM99 47H101V46H99ZM130 47V46H129ZM139 47V46H138ZM161 47V46H160ZM167 47V46H166ZM177 47V48H178ZM182 47V46H181ZM184 47V46H183ZM182 47V48H183ZM186 47V46H185ZM255 47V46H254ZM81 48V47H80ZM79 48V49H80ZM124 48V47H123ZM174 48V47H173ZM180 48V47H179ZM257 48V47H256ZM82 49H84V48H82ZM87 49V48H86ZM93 49V48H92ZM146 49V48H145ZM156 49V48H155ZM169 49H172V48H169ZM124 50V49H123ZM135 50V49H134ZM180 50L182 51V49L180 48ZM77 51H79V50H77ZM95 51V50H94ZM132 51V50H131ZM156 51H157V49H156ZM165 51V50H164ZM188 51H189V49H188ZM187 51V52H188ZM226 51V50H225ZM264 51V50H263ZM80 52V51H79ZM98 52V51H97ZM101 52V51H100ZM99 52V55L100 54H104V53H100ZM117 52V51H116ZM121 52V51H120ZM119 52V53H120ZM127 52V51H126ZM170 52V51H169ZM183 52L185 53L186 51H185V49L182 51V54H183ZM193 52V51H192ZM83 53H85V52H83ZM88 53H90V52H88ZM92 53H94L93 51H92ZM133 53H134V51H133ZM132 53V54H133ZM158 53V52H157ZM174 53H175V56L173 57V63H174V65L173 66H175L176 65V69H179V68H177V66H179V67H181V68H183V60L185 59H183V57L181 56L182 54H179L178 52H175V50H174ZM181 53V52H180ZM191 52H189V54H190ZM224 53H226V52H224ZM223 53V54H224ZM236 53V52H235ZM245 53V52H244ZM248 53V52H247ZM261 53H263V52H261ZM76 54H77V52H76ZM85 54H87V53H85ZM96 54V53H95ZM95 54H93V56L95 55ZM98 54V53H97ZM108 54V55H107ZM107 54H104V56H108L109 58H110V54H109V52H107ZM126 54V53H125ZM124 54V55H125ZM132 54H130V52H129V55H132ZM135 54V53H134ZM137 54V53H136ZM141 54V53H140ZM186 54V53H185ZM227 54H228V52H227ZM227 54H225V56L227 55ZM37 56V58H36V56ZM74 55V54H73ZM80 55V54H79ZM84 55V54H83ZM87 55H90V54H87ZM112 55H114V52H113V54H111V58H112ZM120 55V54H119ZM118 55V56H119ZM121 55H122V53H121ZM120 55V56H121ZM123 55V56H124ZM129 55H128V57H129ZM138 55V54H137ZM147 55H149V54H147ZM165 55V54H164ZM168 55H169V53H168ZM187 55V54H186ZM186 55H184V56H186ZM53 56V55H52ZM65 56V55H64ZM72 56V55H71ZM84 56H86V55H84ZM115 56H116V54H115ZM120 56H119V58H120ZM127 56V55H126ZM138 56H140V55H138ZM189 56V55H188ZM187 56V57H188ZM190 56H191V54H190ZM189 56V57H190ZM259 56H260V54H259ZM264 56V55H263ZM32 57H30V58H32ZM76 56H74V58H75ZM90 57V56H89ZM107 57V58H108ZM114 57V56H113ZM125 57V56H124ZM137 57V56H136ZM227 57H230V56H227ZM32 58V59H33ZM77 58H79V57H77ZM99 58H104V57H100L99 56ZM106 58V57H105ZM116 58H118V57H116ZM116 58L114 59L115 61H116ZM118 58V59H119ZM130 58V57H129ZM134 58V57H133ZM142 58V57H141ZM144 58V57H143ZM150 58V57H149ZM162 58V57H161ZM234 58V57H233ZM236 58V57H235ZM70 59H72V58H70ZM84 59V58H83ZM122 61H123V58H120ZM138 59V58H137ZM152 59V58H151ZM151 59H150V61H151ZM156 59H158V57L156 58ZM162 59H164V58H162ZM168 59V58H167ZM183 59V60H182ZM187 60H188V58H186ZM253 59V58H252ZM254 59H256V58H254ZM78 60V59H77ZM80 60V59H79ZM89 60H91V62H92V59H89ZM129 60V59H128ZM136 60V59H135ZM148 60V59H147ZM146 60V61H147ZM189 60H190V58H189ZM188 60V62H190ZM230 60H231V62H232V59H231V57H230ZM257 60V59H256ZM262 60H263V58H262ZM48 62H49V60H47ZM103 61H105V60H103ZM110 61V60H109ZM109 61H108V63H109ZM120 61V60H119ZM125 61V60H124ZM124 61L123 62H120V64H121V66H122V63H124ZM127 61V60H126ZM130 61H132V59L130 60ZM140 61H143V62H146L145 61V59L144 60H140ZM140 61H137L136 60V62H133V63H135V65H136V63L137 62H140ZM161 61V60H160ZM164 61V60H163ZM238 61V60H237ZM106 62V61H105ZM143 62H140V63H143ZM147 62H149V61H147ZM146 62V63H147ZM154 61H151V63H153ZM157 62H158V66H162V65H164V64H160L159 63V61L157 60ZM184 62H185V60H184ZM230 62V63H231ZM234 62V61H233ZM26 63H27V65H26ZM43 63V64H44ZM74 63V62H73ZM76 63V62H75ZM79 63V62H78ZM77 63V64H78ZM87 63V62H86ZM90 63V62H89ZM94 63V62H93ZM99 63V62H98ZM112 63H113V60H112ZM115 63H117V61L115 62ZM126 63V62H125ZM163 63V62H162ZM164 63H166V62H164ZM168 63H169V61H168ZM194 63V62H193ZM239 63V62H238ZM31 64V65H32ZM38 64V63H37ZM40 64H42V63H40ZM39 64V65H40ZM77 64L75 65V66H77ZM82 64V63H81ZM90 64H92V63H90ZM107 64V63H106ZM120 64H119V66H120ZM139 64V63H138ZM186 65H187V67H192V65L193 64H191V65H189L188 66V63L186 62L185 63ZM190 64V63H189ZM234 64H236L237 65V63L235 62ZM255 64V63H254ZM31 65H28V66H31ZM44 65V66H45ZM84 64H82L81 65V67L83 66ZM94 65V64H93ZM97 65V67H98V64H96ZM95 65V66H96ZM108 65V64H107ZM124 65V64H123ZM133 65V64H132ZM143 65V64H142ZM149 66H150V63L148 64ZM152 66L154 65V63L153 64H151ZM157 65V64H156ZM154 66V67H156V68H158V66ZM169 65H170V63H169ZM195 65V64H194ZM231 65H233V64H231ZM249 65V64H248ZM32 66H34V65H32ZM42 66V65H41ZM44 66H42L43 68H44ZM45 66V67H46ZM79 66V65H78ZM111 66V65H110ZM114 66V65H113ZM117 66L118 65H116V67H115V69L117 68ZM127 66V65H126ZM129 66H130V64H129ZM141 66V64L139 65V67ZM167 66V65H166ZM166 66H164V71H168V72H170L169 71V69L168 70H166ZM262 66V65H261ZM42 67H41V69H42ZM71 67V66H70ZM81 67H79L78 69H80ZM89 67V66H88ZM113 67V68H114ZM123 67V66H122ZM125 67V66H124ZM131 67V66H130ZM135 67V66H134ZM137 67H138V65H137ZM170 67H171V65H170ZM190 67V68H191ZM196 67V66H195ZM264 67V66H263ZM34 68L36 69V68H38V67H35L34 66ZM40 68V67H39ZM99 68V67H98ZM142 68H143V66H142ZM147 68H149V67H147ZM156 68H153V69H156ZM169 68V67H168ZM174 68V67H173ZM174 68V70H176ZM230 68V67H229ZM247 68V67H246ZM76 69V68H75ZM78 69H77V71H78ZM92 69V68H91ZM95 69V68H94ZM94 69H92V71L94 70ZM101 69V68H100ZM121 69H123V68H119L118 70H121ZM128 69H129V67H128ZM140 69V68H139ZM151 69V68H150ZM163 69V68H162ZM171 70H172V67L170 68ZM185 69V68H184ZM192 69H194V68H192ZM250 69V68H249ZM253 69V68H252ZM37 70H39V69H37ZM53 70V71H52ZM81 70H82V72L84 71L85 73H87L86 72V70H83V68H81ZM95 70H97V69H95ZM114 70V69H113ZM112 70V68L111 67H108V66H106V65H103L102 66V74L104 75V77H106V79L111 83V85L113 86V88L116 90V91H118V90H120V91H123V89L125 88H123V81L121 82V81H118V80H116V74H117V70H115L116 71V73H114V71ZM136 69H134L133 68V70H132V72L134 73V72H137V71H135ZM142 70V69H141ZM140 70V71H141ZM157 70V69H156ZM156 70H154V71H156ZM158 70H161L160 68L158 69ZM174 70L172 71V72H174ZM186 70V69H185ZM263 70V69H262ZM43 72H44V70H42ZM71 71H73V70H71ZM76 71V70H75ZM123 71H125V70H123ZM122 70L120 71L121 73H124ZM126 71H128V73H130L129 72V70H127V68H126ZM126 71H125V73H126ZM140 71H139V73H140ZM148 71V70H147ZM182 71V73H183V70H181ZM191 71H193V70H191ZM190 71V72H191ZM37 72V71H36ZM42 72V75H45L44 73ZM95 72V71H94ZM93 72V73H94ZM97 72V71H96ZM95 72V73H96ZM157 72V71H156ZM158 72H160V71H158ZM157 72V73H158ZM162 72V71H161ZM177 72V71H176ZM235 72H238V69L235 71ZM35 73V72H34ZM38 73H41V70H40V72H38ZM55 73V74H54ZM77 73H81L80 71L79 72H77ZM85 73H81L83 76H84V74ZM92 73V74H93ZM98 73V72H97ZM120 73V74H121ZM128 73H126V74H128ZM138 73V72H137ZM137 73L135 74V76L137 75ZM138 73V74H139ZM171 73V72H170ZM169 73V74H170ZM179 73H180V71H179ZM194 73V72H193ZM248 73H250V72H248ZM252 73V72H251ZM36 74V73H35ZM49 74V75H48ZM70 74H72V76H73V73H70ZM132 74V73H131ZM142 74V73H141ZM147 74V73H146ZM165 73L163 72V75H164ZM168 74V75H169ZM172 74V73H171ZM185 74V73H184ZM261 74V73H260ZM81 76L80 74H77L76 76ZM95 75V74H94ZM134 75V74H133ZM149 75H150V73H149ZM148 74H147V77L146 78H149L148 76H149ZM151 75H152V73H151ZM195 75V74H194ZM197 75H199L200 76V73L199 74H197ZM236 75H240V72H239V74H236ZM235 75V76H236ZM245 74H243V76H244ZM263 75H264V73H263ZM75 76V77H76ZM78 76V77H79ZM83 76H81V77H83ZM88 76V75H87ZM96 76V75H95ZM94 76V79L96 78L97 79V77L98 78H100L99 76H98V74H97V76L95 77ZM102 76V75H101ZM144 76V74L142 75V77ZM160 76V75H159ZM172 76V75H171ZM176 76H177V73H176ZM180 76V75H179ZM182 76V75H181ZM180 76V77H181ZM186 76V75H185ZM189 76V75H188ZM242 76V75H241ZM242 76V77H243ZM248 76V75H247ZM257 76V75H256ZM38 77V76H37ZM46 77V76H45ZM74 77V78H75ZM121 77V76H120ZM123 77H125L126 78V76H123ZM128 77H130L129 75H128ZM133 77V76H132ZM132 77H130L131 79H132ZM137 77V78H136ZM136 77H133V79L131 80V81H133L134 80V78H136V79H139L140 80V77H141V75L140 76H136ZM141 77V78H142ZM151 77H154V76H150V78ZM158 77V76H157ZM166 77L168 78L169 76H167L166 75ZM236 77H238V76H236ZM263 77V76H262ZM89 78V77H88ZM118 78V77H117ZM164 78V77H163ZM167 78H165V79H167ZM177 78H178V76H177ZM185 78V77H184ZM193 78H196L195 76L194 77H190V80H191V82H193L192 80H193ZM199 78H201L202 79V77H199ZM199 78H198V80H199ZM241 78V77H240ZM244 78V77H243ZM245 78H246V76H245ZM244 78V79H245ZM255 77L253 76V79H254ZM90 79V78H89ZM91 79H93V77L91 76ZM90 79V80H91ZM93 79V80H94ZM102 79H104V78H102ZM102 79H100V82H101V80ZM124 79V78H123ZM126 79H128L129 80V78H126ZM143 79V78H142ZM153 79V78H152ZM187 79V78H186ZM186 79H185V81H186ZM197 79V78H196ZM204 79V78H203ZM242 79V78H241ZM251 79V78H250ZM93 80H92V82H93ZM156 80V79H155ZM154 80V81H155ZM159 80V79H158ZM209 80V79H208ZM207 80V81H208ZM249 80V79H248ZM263 80V79H262ZM88 81V80H87ZM87 81L85 80L84 82H86L87 83ZM97 81H98V79H97ZM131 81H130V83H128L127 84V80H126V82H125V85L126 86H128L129 84H130V86H129V88L131 87ZM143 81V80H142ZM148 81H150V79L148 80ZM151 81H153V80H151ZM172 81V80H171ZM178 81V80H177ZM207 81H204V82H207ZM210 81V80H209ZM238 81V80H237ZM243 82L245 81V80H242ZM81 82V83H82ZM91 82V81H90ZM90 82H89V85H87V86H90ZM91 82V83H92ZM99 82V83H100ZM102 82H105V81H102ZM134 82V81H133ZM140 82V81H139ZM144 82V81H143ZM162 82V81H161ZM167 82V81H166ZM170 82V81H169ZM175 82V81H174ZM195 82H196V84H197V82H199V81H197V80H195ZM210 82H212V81H210ZM242 82V83H243ZM248 82V81H247ZM251 82V81H250ZM253 82V81H252ZM94 83H95V80H94ZM153 83V82H152ZM154 83H156V82H154ZM165 83V82H164ZM171 83V82H170ZM173 83V82H172ZM178 83V82H177ZM241 83V84H242ZM249 83V82H248ZM255 83V82H254ZM254 83H252V84H254ZM261 83V82H260ZM263 83V82H262ZM101 84V83H100ZM134 84V83H133ZM135 84H136V82H135ZM141 84V83H140ZM150 84V83H149ZM160 84H162V83H160ZM159 84V85H160ZM174 84V83H173ZM176 84V83H175ZM206 84V83H205ZM257 84V83H256ZM102 85H104V84H102ZM106 85H109V84H106ZM105 85V86H106ZM153 85H155V84H153ZM157 85H158V82H157ZM168 85H170V84H168ZM177 85V84H176ZM175 85V86H176ZM202 85V84H201ZM201 85H199V86H201ZM204 85V84H203ZM87 86H85L86 88H88ZM133 86V85H132ZM138 85L136 84L134 87H137ZM147 86H152V84L151 85H147ZM156 86V85H155ZM164 86V85H163ZM167 86V85H166ZM172 86V85H171ZM174 86V87H175ZM178 86H179V84H178ZM198 86V85H197ZM196 86V87H197ZM212 86V85H211ZM249 86H251V84L249 85ZM253 86V85H252ZM261 86H262V84H261ZM84 87V88H85ZM104 87V86H103ZM107 87V86H106ZM109 87V86H108ZM134 87H132V88H134ZM143 87V88H142ZM157 87V86H156ZM159 87V86H158ZM160 87H162V86H160ZM182 87H183V85H182ZM181 87V88H182ZM186 87V86H185ZM83 88V89H84ZM141 88L142 89H144V86H141ZM153 88V87H152ZM176 88H177V86H176ZM179 88V87H178ZM191 88V87H190ZM201 88V87H200ZM207 88V87H206ZM262 88H263V86H262ZM44 89V90H43ZM50 90V91H48V90ZM97 89H98V87H97ZM105 89V88H104ZM126 89H128V88H126ZM137 91H141V90H138L137 88H135ZM135 89H130V91L131 92H133ZM139 89H140V87H139ZM157 89V88H156ZM167 89H171V88H167ZM187 89H189V88H187ZM209 89V88H208ZM2 90H0V93H1V91ZM4 91V92H6V93H8L7 91ZM51 90L53 91V92H51ZM77 90H79V88L77 89ZM87 90V89H86ZM89 90H90V88H89ZM96 90V89H95ZM99 90V89H98ZM107 90H108V88H107ZM107 90H105V92H106V95H108V93H107ZM159 90H160V88H159ZM163 90V89H162ZM168 90V91H169ZM183 90V89H182ZM190 90V89H189ZM189 90H187V91H189ZM197 90V89H196ZM212 90V89H211ZM252 90V89H251ZM255 90V89H254ZM44 91V92H43ZM46 91V92H45ZM47 91H48V93H47ZM88 91V90H87ZM86 91V92H87ZM102 91V90H101ZM129 91V90H128ZM144 91V90H143ZM145 91H147L148 92V90H145ZM156 91V90H155ZM161 91V90H160ZM159 91V92H160ZM164 91V90H163ZM165 91H166V89H165ZM172 91V90H171ZM176 91H178L179 92V90H176ZM185 91H186V89H185ZM185 91H183V92H179V93H183V95H184V92ZM193 91V90H192ZM204 91V90H203ZM256 91V90H255ZM3 92V91H2ZM49 92H51V93H53V94H49ZM85 92V91H84ZM83 92V93H84ZM113 91H111L110 93H109V95L110 96H112L113 95V93H112ZM119 92V91H118ZM124 92V91H123ZM150 92V91H149ZM149 92L147 93V94H149ZM174 92V91H173ZM172 92V93H173ZM197 92V91H196ZM208 92V91H207ZM206 92V93H207ZM253 93H255L254 91H252ZM257 92V91H256ZM95 93V92H94ZM125 93V92H124ZM134 93V92H133ZM133 93H131V94H133ZM135 93H137L136 91H135ZM134 93V94H135ZM142 93V92H141ZM152 92H150V94H151ZM155 93V92H154ZM153 93V94H154ZM166 93V92H165ZM168 93V92H167ZM209 93V92H208ZM207 93V94H208ZM252 93V94H253ZM2 94V93H1ZM12 94V93H11ZM10 94V95H11ZM93 94V93H92ZM91 94V95H92ZM98 95L97 96H93L92 98H94V108H93V110H95L94 111V113H92L94 116H96L97 118H98V120H102L103 119V117L102 116H105L106 117V115H103L104 114V110H103V107H104V98L102 99V97H100V93H97ZM102 94V93H101ZM123 94V93H122ZM131 94H129V95H131ZM138 94V93H137ZM146 94V93H145ZM156 94H158L159 95V93H156ZM153 95V96H157V95ZM162 94L163 93H161V95H159L160 97H162ZM186 94H188V99L190 98V96H189V94H192L191 92H189V93H187L186 92ZM194 94V93H193ZM56 95H59V96H56ZM102 95H105L104 93L102 94ZM101 95V96H102ZM105 95V96H106ZM115 95V94H114ZM125 95V94H124ZM142 95V94H141ZM152 95V94H151ZM164 95V94H163ZM169 95H171L170 93H169ZM175 95V94H174ZM180 95V94H179ZM256 95V94H255ZM261 95V94H260ZM89 96V95H88ZM109 96V97H110ZM120 96V95H119ZM126 97H124V96H120V97H124V99H119V100H111V106L112 107H114V113L112 114V115H115V116H113L114 118L116 117V119H111V120H117L116 121V124H126V122L128 121L127 120V118L129 117L128 115H129V112H130V110H131V107H128L126 104H128V103H132L131 105H136V110H134L133 112H135V111H137V113H138V115L139 114H141L140 116H139V118H138V120L137 119H129L130 120V126H131V124H132V126H135L136 125V127L138 126V128H141V130L143 129V131H144V133H145V136L147 137L148 136V139H149V136H152V137H155V135L157 136H159V140L161 141L163 138H166L165 137V134H167V132H168V134L170 133L169 131H171L172 129H174L175 130V135L174 136H172L171 135V137H174L175 139L176 138H180L181 139V137H183V135H181L182 133H184V131H181L180 129H178V121L177 120H175V118L174 117H170V118H165L164 120L162 119L163 117H162V115H164V114H167V111H168V113H170L169 112V110H167V109H164V108H158L157 106H155V103L153 104H151V102L150 103H147V107H145V105L143 106V105H141V102L139 101V100H142V99H135V97L137 96L136 94H135V97L134 96H128V95H125ZM147 96V95H146ZM158 96V97H159ZM167 96H168V94H167ZM201 95H199L198 97L199 98H201L200 97ZM208 97H209V95H207ZM0 97H1V95H0ZM14 97V96H13ZM84 97H85V95H84ZM113 97V96H112ZM116 97V96H115ZM128 97L130 98V97H132V98H130V99H128ZM138 97V96H137ZM136 97V98H137ZM149 97H150V95H149ZM177 97V96H176ZM192 97H194V96H192ZM203 97H205V96H203ZM213 97V96H212ZM260 97H262V95L260 96ZM3 98V97H2ZM12 98V97H11ZM91 98V97H90ZM125 98H127V100L125 99ZM142 98V97H141ZM168 98V97H167ZM167 98L165 99V100H167ZM179 98H180V96H179ZM178 98V99H179ZM182 98H184L183 96H182ZM87 99V98H86ZM112 99V98H111ZM116 99V98H115ZM133 99V100H132ZM159 99H161V98H159ZM169 99H172V95H171V98H169ZM175 99V98H174ZM177 99V98H176ZM175 99V101H177ZM187 99V98H186ZM208 99V102H209V98H207ZM215 99V98H214ZM261 99V98H260ZM145 100H146V97H145ZM145 100H144V102H145ZM155 100V99H154ZM158 100V99H157ZM162 100V99H161ZM160 100V101H161ZM173 100V99H172ZM182 100V99H181ZM184 100V99H183ZM195 100H196V98H195ZM198 100V99H197ZM5 101V102H6ZM92 101V100H91ZM162 101H164V100H162ZM174 101V100H173ZM172 101V102H173ZM189 101V100H188ZM200 101H202L203 102V100H202V98H201V100ZM199 101V102H200ZM205 101H206V99H205ZM110 101H108V103H109ZM120 102H122L123 104H125L124 105V108H122V107H118L117 105L120 103ZM186 102V101H185ZM190 102H192L191 100H190ZM198 102V103H199ZM212 103H213V101H211ZM86 104H87V102H85ZM108 103H105V104H108ZM146 103V102H145ZM165 103V102H164ZM201 103V102H200ZM199 103V104H200ZM205 104L207 103V101L206 102H204ZM212 103H211V106H212ZM217 103V102H216ZM86 104H85V106H86ZM91 104V103H90ZM102 104H103V107H102ZM144 104V103H143ZM158 104V103H157ZM156 104V105H157ZM160 104V103H159ZM158 104V105H159ZM169 104V103H168ZM177 104L178 105H180L178 102H177ZM184 104V103H183ZM196 104V103H195ZM199 104H198V110L200 109L199 108ZM218 104V103H217ZM110 104H108V106H109ZM162 105V104H161ZM175 105V104H174ZM173 105V106H174ZM186 105V104H185ZM190 105V104H189ZM192 105H194V104H192ZM208 105V103L206 104V106ZM84 106V105H83ZM82 106V107H83ZM85 106H84V111H85ZM89 106V109L91 108L90 107V105H88ZM87 106V107H88ZM160 106V105H159ZM171 106H172V104H171ZM182 105H180L179 107H181ZM184 106V105H183ZM182 106V107H183ZM196 106H197V104H196ZM201 106H203V103L201 104ZM200 106V107H201ZM218 106V105H217ZM106 107H107V105H106ZM106 107H104V108H106ZM143 107H145V108H149V110H150V112L149 113H145L143 110H142V108ZM181 107V108H182ZM186 107V106H185ZM184 107V108H185ZM188 107V106H187ZM194 107H195V105H194ZM225 107V106H224ZM119 108H121V109H123V113L122 112H119ZM183 108V109H184ZM197 108V107H196ZM195 108V109H196ZM205 107L203 106L202 107V109H204ZM212 108H213V111H214V106H212ZM88 109V110H89ZM107 110H108V108H106ZM109 109H110V107H109ZM133 109V108H132ZM168 109H170V108H168ZM176 109H178V107H176ZM175 109V110H176ZM182 109V110H183ZM190 109H192V107H190ZM201 109V110H202ZM210 109V108H209ZM103 110V111H102ZM106 110V111H107ZM185 110V109H184ZM183 110V111H184ZM187 111H190L189 109H186ZM204 110H206V108L204 109ZM218 110V109H217ZM221 110H223V109H221ZM220 110V111H221ZM6 111V112H7ZM90 111H91V109H90ZM122 111V110H121ZM170 111H171V109H170ZM181 111V110H180ZM179 110L177 111L178 113H180V115L182 114L181 112H180ZM192 111L194 112V110L192 109ZM196 111H197V109H196ZM212 111V110H211ZM219 111V112H220ZM56 112H54V114L56 113ZM87 112V111H86ZM113 112V111H112ZM173 112V111H172ZM171 112V113H172ZM176 112V113H177ZM218 112V111H217ZM217 112H216V114H217ZM219 112H218V114H219ZM221 112H223V111H221ZM4 113V112H3ZM7 113V114H8ZM68 113V112H67ZM66 113V115H68ZM174 113V112H173ZM175 113V114H176ZM192 113V112H191ZM215 113V112H214ZM226 113V112H225ZM228 113V112H227ZM5 114V113H4ZM105 114H108V111H107V113H105ZM110 114V113H109ZM123 114V115H122ZM132 113H130V115H131ZM189 114H190V112H189ZM194 114H196V112H194ZM19 115H22L21 117L19 116ZM58 114H56V116H57ZM59 116V118H60V120H59V124H57L56 125V129H57V131H58V134H60L59 136H61L62 135V137L64 136L65 137V139H66V136H69V137H74V138H76L75 140H77L78 142H79V144L81 145V144H85L84 146H86L84 149L86 150L85 151V155H86V152L88 153V155H93V157H96V158H98V157H100V156H102V155H105L106 157H108V159H111V160H114L113 161V163L108 167V170H110V172L109 173H102V174H104V175H110L111 173L112 174H114L115 176H116V179H115V177L114 178H112V179H115L117 182H123L125 185H127V187H126V189H128V190H131V194L133 195V198H134V196H135V198H138V199H140V198H145L146 196H148V194H147V192H145L142 188H141V185L139 184V182L137 183L136 182V179H135V177L134 176H131L132 175V167L133 166H131V164H132V161H134L135 162V160L133 159L135 156V154L132 156V158L131 159H133L132 161H131V159H130V162L128 161V155H132L133 154V152H134V150H135V145H131L130 147H128L127 146V148L126 147H121V145L120 144H118L117 143V141L120 139V138H122V137H120L119 139H117V141L115 140V139H113L112 138V133L109 135V138H112V140L110 139V140H107L108 138H106L105 140L106 141H102L101 139H102V133H100L101 131H99L98 129L97 130H91L93 127H91V125H89L90 127H91V129L89 128V130H87V129H85L86 127H84V123H83V121H81V120H78V119H74L73 118V115H72V118H70V117H68V116ZM71 115V114H70ZM128 116L127 118H125V116ZM191 115H193V113L191 114ZM191 115L189 116V117H191ZM205 115V114H204ZM221 115V114H220ZM223 115V114H222ZM7 116V115H6ZM75 116V115H74ZM83 116V115H82ZM133 116V115H132ZM185 116H187L188 117V114L187 115H185ZM208 116V115H207ZM261 116H262V114H261ZM108 117H109V115H108ZM108 117H107V119H108ZM111 117V116H110ZM109 117V118H110ZM135 117V116H134ZM165 117V116H164ZM168 117V116H167ZM193 117V116H192ZM221 117V116H220ZM224 117L225 116H223L222 118L224 119ZM259 118H260V116H258ZM52 118V117H51ZM49 119V123H50V121H52V119ZM92 118H93V116H92ZM202 118V117H201ZM227 118V117H226ZM258 118V119H259ZM5 119H7V118H5ZM84 119H85V117H84ZM83 119V120H84ZM94 119V118H93ZM170 119V120H169ZM187 119V118H186ZM191 119H193V118H191ZM221 119V118H220ZM222 119V120H223ZM228 119V118H227ZM89 120V122H90V119H88ZM87 119L85 120V121H88ZM196 120V119H195ZM198 120V119H197ZM219 120V119H218ZM225 120V119H224ZM95 121H96V119H95ZM181 121V120H180ZM227 121V120H226ZM208 122V121H207ZM47 123V122H46ZM85 123H87V122H85ZM100 123V122H99ZM103 123V122H102ZM111 123V122H110ZM185 123V122H184ZM183 123V124H184ZM188 123V122H187ZM190 123V122H189ZM188 123V124H189ZM209 123V122H208ZM212 123V122H211ZM216 124L218 123L217 121L215 122ZM45 124V123H44ZM95 124V123H94ZM128 124V125H129ZM186 124V123H185ZM192 124V123H191ZM196 124V123H195ZM194 124V126L196 127L197 125H195ZM219 124H220V122H219ZM222 124V123H221ZM87 125V124H86ZM97 125H99L98 127H100V125L101 124H97ZM114 125V124H113ZM264 125V124H263ZM35 126V125H34ZM45 126V125H44ZM93 126V125H92ZM199 126V125H198ZM217 126H219V125H217ZM216 126V127H217ZM261 126V125H260ZM116 127H117V125H116ZM123 127V126H122ZM128 127V126H127ZM181 127V126H180ZM262 127V126H261ZM32 128V127H31ZM87 128H88V126H87ZM95 128H97V126L95 125V127L93 128V129H95ZM102 128V127H101ZM163 128L165 129V130H163ZM210 128H211V126H210ZM260 128V127H259ZM127 129V128H126ZM129 129V128H128ZM183 129V128H182ZM186 129V128H185ZM195 129V128H194ZM208 129V128H207ZM212 129V128H211ZM217 129V128H216ZM258 129V128H257ZM135 130H136V128H135ZM134 129L132 130V132L133 131H135ZM138 130V129H137ZM190 130V129H189ZM131 131V130H130ZM259 129H258V131H257V133H259ZM103 132V131H102ZM106 132V131H105ZM107 132H108V130H107ZM113 132V131H112ZM125 133L127 132L128 133V131H124ZM132 132H130V133H132ZM140 132V131H139ZM192 132H194V131H192ZM197 131H195V133H196ZM198 132H201V131H198ZM209 132V131H208ZM116 133V132H115ZM118 133V132H117ZM134 133V132H133ZM171 133H172V131H171ZM185 133H187V132H185ZM189 133H190V131H189ZM2 135L4 134L3 132L1 133ZM0 134V135H1ZM101 134V135H100ZM193 134V133H192ZM198 134V133H197ZM202 134V133H201ZM200 134V135H201ZM118 135V134H117ZM116 135V136H117ZM126 137H127V135L126 134H124ZM135 134H133V136H134ZM139 135V134H138ZM143 134H141V136H142ZM191 135V134H190ZM203 135V134H202ZM210 135V134H209ZM257 135V134H256ZM263 135V134H262ZM16 136V135H15ZM44 136H46L45 134H44ZM44 136H42V138H45ZM58 136V137H59ZM105 136H106V134H105ZM108 136V135H107ZM106 136V137H107ZM124 136V137H125ZM132 136V135H131ZM144 136V137H145ZM207 136V135H206ZM206 136H203L204 137V139L203 138H201V140L203 139V140H205V137ZM255 136V135H254ZM53 137V136H52ZM61 137V138H62ZM63 137V138H64ZM104 137V136H103ZM114 137V136H113ZM119 137V135L117 136V138ZM126 137H125V140H126ZM143 137V138H144ZM170 137V138H171ZM185 137V136H184ZM202 137V136H201ZM207 137H209V136H207ZM206 137V138H207ZM212 137V136H211ZM1 138H3V137H1ZM41 139V137L39 136H37V139ZM50 138V137H49ZM56 138H57V136H56ZM56 138H54V139H56ZM60 138V139H61ZM116 138V137H115ZM130 138V137H129ZM138 138H139V136H138ZM142 138V137H141ZM142 138V139H143ZM189 138V137H188ZM191 139H193L192 137H190ZM250 138H253V136L252 137H250ZM70 139V138H69ZM123 139V138H122ZM132 139V138H131ZM145 139V138H144ZM151 139H155V138H151L150 137V139H149V141L151 140ZM157 139V138H156ZM155 139V140H156ZM174 139V140H175ZM196 139H198V138H196ZM195 139V141H197ZM200 139V138H199ZM260 139V138H259ZM4 140H7L6 138L4 139ZM64 140V139H63ZM73 140V139H72ZM125 140L123 139V141H124V144L126 143L125 142ZM127 140H129V139H127ZM126 140V141H127ZM133 140V139H132ZM138 140H141V139H138ZM177 140V139H176ZM256 140H258V139H256ZM0 141H1V139H0ZM53 141V140H52ZM56 141V140H55ZM55 141H54V143H55ZM58 141H59V138H58ZM61 141V140H60ZM74 141V140H73ZM72 141V142H73ZM121 142H122V140H120ZM131 141V140H130ZM129 141V142H130ZM144 141V140H143ZM146 141V140H145ZM154 141V140H153ZM165 141H167L168 142V137H167V140H165ZM165 141H163V142H165ZM193 142H194V140H192ZM250 141V140H249ZM254 141V140H253ZM259 141V140H258ZM46 142L47 141H45V143L44 144H46ZM64 142H66L65 140H64ZM63 142V143H64ZM76 142V141H75ZM119 142V141H118ZM121 142H119V143H121ZM128 142V141H127ZM132 142V141H131ZM135 142V141H134ZM146 142H148V140L146 141ZM166 142V143H167ZM174 142V141H173ZM208 142V141H207ZM210 142V141H209ZM212 142V141H211ZM211 142H210V144H211ZM2 143V142H1ZM30 143H32V142H30ZM43 143V142H42ZM41 143V144H42ZM48 143V142H47ZM60 143H62V141L61 142H59V144ZM62 143V144H63ZM70 141H69V143H68V140H67V144H69V147L68 146H66L65 144V146L66 147H68L71 151H73V149H75V148H72L71 146H70ZM77 143V142H76ZM135 143H137V142H135ZM134 143V144H135ZM139 143H141V141L139 142ZM150 143V142H149ZM158 143L159 142H157V147H158ZM161 143V142H160ZM198 143H199V141H198ZM203 143H205L204 141H203ZM3 144V143H2ZM57 144V143H56ZM73 144V143H72ZM71 144V145H72ZM123 144V143H122ZM127 144H129V143H127ZM133 144V143H132ZM142 144V143H141ZM146 144V143H145ZM148 144V143H147ZM165 144V143H164ZM207 144H209V143H207ZM259 144V143H258ZM4 145V144H3ZM5 145L7 146V143L5 142ZM8 145H9V143H8ZM32 145V144H31ZM37 145V144H36ZM38 145H40V144H38ZM54 145V144H53ZM58 145V144H57ZM61 145V144H60ZM60 145H58L59 146V148L61 147ZM130 145V144H129ZM151 145V144H150ZM154 145H156L155 143H154ZM153 145V146H154ZM161 145V144H160ZM159 145V146H160ZM163 145V144H162ZM199 145V144H198ZM34 146V145H33ZM49 146H50V143H49ZM48 146V147H49ZM55 146V145H54ZM54 146H50L51 148L50 149H52ZM74 146H77V144L76 145H74ZM123 146V145H122ZM145 146H147V145H145ZM173 146V145H172ZM175 146V145H174ZM197 146V145H196ZM202 146V145H201ZM10 147V146H9ZM42 147H43V144H42ZM41 147V148H42ZM64 147V146H63ZM62 147V148H63ZM78 147V146H77ZM144 147V146H143ZM166 147L167 146H165V149H166ZM183 147H184V144H182V143H178L177 145H176V152H177V156H178V160L176 161L178 164H179V169H180V167H185L186 168V170L188 169V166L189 167H193V164H192V160L190 161V160H188L187 158H186V154L183 152ZM205 147V146H204ZM207 147V146H206ZM210 147V146H209ZM208 147V148H209ZM7 148H8V146H7ZM29 148V147H28ZM56 148V147H55ZM80 148V147H79ZM139 148V147H138ZM145 148V147H144ZM147 148H148V146H147ZM150 148V147H149ZM148 148V149H149ZM154 148H156V147H153V149ZM159 148V147H158ZM161 148V147H160ZM159 148V149H160ZM169 148H171V145L169 146ZM12 149V148H11ZM15 149V148H14ZM35 149V148H34ZM49 149V150H50ZM78 148H76V152H75V155L74 156H78L79 155V153H80V151L82 150V148L81 149H79L80 151L77 153V150ZM142 149V148H141ZM153 149H152V147H151V149H149L150 151L152 150L153 151ZM175 149V148H174ZM174 149H171V150H174ZM10 150V149H9ZM17 150V149H16ZM41 151H42V149H40ZM43 150H45V149H43ZM54 150V149H53ZM56 150V149H55ZM58 150H60V149H58ZM69 150V151H70ZM138 150H140V149H138ZM155 150V149H154ZM171 150L169 151V153L171 152ZM201 150V149H200ZM215 150H216V148H215ZM253 150V149H252ZM37 151H38V149H37ZM41 151L39 152V154L41 153ZM61 152L63 151V150H60ZM92 151V152H91ZM96 151V152H95ZM147 151V150H146ZM145 151V152H146ZM168 151V150H167ZM199 151V150H198ZM197 151V152H198ZM45 152V151H44ZM50 152V151H49ZM57 151H55V153H56ZM61 152H57V153H61ZM84 152V151H83ZM143 152V151H142ZM165 152V151H164ZM174 152V151H173ZM189 151H187V153H188ZM12 153V152H11ZM14 153H15V151H14ZM141 153V152H140ZM139 153V154H140ZM160 154V151L158 152L157 151V154ZM217 153V152H216ZM18 154V152L16 153V155ZM43 154V153H42ZM64 153L62 152V155H63ZM73 154H74V152H73ZM82 154V153H81ZM138 154V153H137ZM154 154H155V152H154ZM167 154V153H166ZM172 154V153H171ZM173 154H175V153H173ZM184 154V155H183ZM209 154V153H208ZM44 155H45V153H44ZM43 155V156H44ZM58 154H55V156L56 157H58L57 156ZM61 155V154H60ZM141 155H143V153L141 154ZM186 155V156H185ZM38 156V155H37ZM42 155L40 156V159L42 160L43 159V162H45L44 161V157H43ZM52 156V155H51ZM54 156V155H53ZM54 156V157H55ZM76 156V157H77ZM81 156V155H80ZM137 156V155H136ZM145 156V155H144ZM155 156V155H154ZM173 156V155H172ZM21 157V156H20ZM20 157H18V158H20ZM41 157H43V158H41ZM62 157V156H61ZM82 158H83V156H81ZM143 157V156H142ZM170 157V156H169ZM46 158V157H45ZM59 158V157H58ZM82 158H80L79 157V162H80V160L82 159ZM86 158V157H85ZM146 158V157H145ZM160 158H162V157H160ZM202 158V157H201ZM218 158H219V155H218ZM21 159V158H20ZM25 159V158H24ZM55 159V158H54ZM65 159V158H64ZM78 159V158H77ZM87 159H89L90 160V158H88L87 157ZM93 159V158H92ZM91 159V160H92ZM95 159V158H94ZM136 159V158H135ZM137 159H140V158H138L137 157ZM166 159V158H165ZM165 159H164V157H163V160H164V163H165ZM170 159V158H169ZM18 160V159H17ZM41 160H39V166L37 165V161H36V163H33V166H32V170H35L36 169V165H37V168H39L40 167V161ZM50 160V159H49ZM66 160V159H65ZM89 160H88V162H89ZM90 160V161H91ZM99 160V159H98ZM173 160V159H172ZM171 160V161H172ZM221 160V159H220ZM24 161V160H23ZM52 161V160H51ZM55 161V160H54ZM56 161H57V159H56ZM55 161V162H56ZM59 162H61L60 160H58ZM67 161V160H66ZM66 161H64V162H66ZM77 161V162H78ZM82 161H83V159H82ZM196 161V160H195ZM18 162V161H17ZM54 162V163H55ZM59 162H56V163H58L59 164ZM63 162V163H64ZM77 163V164H80L81 165V163L83 164V162H81V163ZM85 162H86V160H85ZM92 162H94L93 160H92ZM142 162V161H141ZM168 162V161H167ZM48 163V162H47ZM67 163H69V166H70V164H72L71 163V161L70 162H67ZM67 163L65 164L64 163V165H67ZM87 163V162H86ZM136 163H138V161H136ZM147 163V162H146ZM173 163V162H172ZM177 163H176V165H177ZM195 163V162H194ZM21 164V163H20ZM42 164V163H41ZM44 164V163H43ZM94 164H95V162H94ZM97 164H99V162L97 163ZM96 164V165H97ZM101 164H102V162H101ZM133 164H135V163H133ZM140 164V163H139ZM161 164H163V162L161 163ZM46 165V164H45ZM60 165H63V164H60ZM73 165V164H72ZM71 165V166H72ZM90 165V164H89ZM89 165L87 166V164H86V166L85 167H89ZM149 165V164H148ZM203 165V164H202ZM222 165V164H221ZM53 166V165H52ZM68 166V167H69ZM78 166V165H77ZM83 166V165H82ZM91 166V165H90ZM135 166H136V164H135ZM134 166V167H135ZM139 166V165H138ZM141 166H144V167H146L145 165H142V163H141ZM153 166V165H152ZM42 167H43V165H42ZM53 167H55V166H53ZM65 167V166H64ZM133 167V168H134ZM163 167V166H162ZM165 167V166H164ZM167 167V166H166ZM168 167H170V166H168ZM178 167V166H177ZM224 167V166H223ZM223 167H221V168H223ZM44 168V167H43ZM55 168H62V166L60 167H55ZM71 168V167H70ZM73 168V167H72ZM75 169H76V167H74ZM73 168V169H74ZM79 168H81V167H79ZM93 168L94 167H92V170H93ZM139 168V167H138ZM148 168H150V166L148 167ZM153 169H154V171L156 170L155 168H154V166L152 167ZM194 168H196V167H194ZM225 168H226V166H225ZM42 169V168H41ZM45 169V168H44ZM86 168H84V170H85ZM136 169H137V167H136ZM135 169V170H136ZM140 169V168H139ZM143 169V168H142ZM146 169V168H145ZM163 169V168H162ZM165 169V168H164ZM181 169H183V168H181ZM220 169V168H219ZM227 169V168H226ZM238 169H240L241 170V168H238ZM28 169H26L25 171H27ZM53 170H55V169H53ZM60 171L61 170H63L64 171V169L62 168V169H59ZM58 170V171H59ZM66 170H68V169H66ZM65 170V171H66ZM79 170V169H78ZM82 170V169H81ZM91 170V169H90ZM147 170H150V169H147ZM166 171L167 170H169V168H167V169H165ZM185 170V169H184ZM206 170V169H205ZM204 170V171H205ZM224 170V169H223ZM229 170V169H228ZM57 171V170H56ZM58 171L56 172L57 174H58ZM76 171V170H75ZM103 171V170H102ZM139 171V170H138ZM141 171V170H140ZM175 171H177V170H175ZM225 171V170H224ZM62 172V171H61ZM91 171H89L88 170V174L90 173ZM93 172V171H92ZM105 172V171H104ZM143 172V171H142ZM151 172H153V171H148V173H151ZM159 172V171H158ZM170 172H172V170L170 171ZM187 172V171H186ZM189 172V171H188ZM187 172V173H188ZM241 172V171H240ZM239 172V173H240ZM28 173H30V171L28 172ZM28 173H26V174H28ZM33 173H35V175H38L39 173L37 172V169H36V172H33ZM37 173V174H36ZM64 173V172H63ZM68 173H69V171H68ZM78 173H80V172H78ZM85 173V172H84ZM134 173V172H133ZM137 174H139V172H136ZM141 173V172H140ZM144 173V172H143ZM148 173H146V174H148ZM155 173V172H154ZM154 173H151V174H154ZM174 173V172H173ZM190 173H192V172H190ZM233 173V172H232ZM238 173V172H237ZM59 174H60V172H59ZM66 174V173H65ZM73 174H75L74 172H73ZM81 174H83V173H81ZM86 175H87V173H85ZM90 174H92V173H90ZM89 174V176H90V178H91V176H93V175H90ZM94 174H96L95 172H94ZM137 174H134V175H137ZM161 174V173H157V178H158V176ZM179 174V173H178ZM70 175L71 174H69V175H67V178H69L70 177ZM80 175V174H79ZM85 175V176H86ZM100 175H101V173H100ZM113 175V176H114ZM140 176H142V174H139ZM138 175V176H139ZM162 175V174H161ZM167 175H170L171 176V173L170 174H168V172H167ZM167 175H166V177H167ZM174 175V174H173ZM176 175V174H175ZM174 175V176H175ZM206 175V174H205ZM232 175H234V174H232ZM232 175L230 174V176H231V178H232ZM239 175V174H238ZM60 176H62V174H60ZM64 176V175H63ZM69 176V177H68ZM73 176H75V175H72V177ZM82 176H84V175H82ZM81 176V177H82ZM88 176V177H89ZM95 176V175H94ZM140 176H139V178H140ZM148 176H149V174H148ZM155 176V175H154ZM153 176V177H154ZM179 176V175H178ZM195 176V175H194ZM209 176V175H208ZM225 177H226V175H224ZM31 177V176H30ZM33 177V176H32ZM36 177V176H35ZM34 177V178H35ZM38 177V176H37ZM36 177V179H38ZM65 177H66V175H65ZM76 177V176H75ZM142 177H144L145 179H146V176H142ZM152 177V178H153ZM163 177V176H162ZM190 177V176H189ZM192 177V176H191ZM196 177V176H195ZM211 177V176H210ZM217 177V176H216ZM238 177V176H237ZM239 177H240V175H239ZM242 177V176H241ZM55 178H56V176H55ZM63 178V177H62ZM66 178V181L68 180ZM74 178V177H73ZM78 178H80V176L78 177ZM93 178V177H92ZM107 178H109V177H107ZM144 178H142L141 180H144ZM148 178V177H147ZM151 178V175H150V177H149V180L150 179H152ZM156 178V182H157V179ZM174 178V177H173ZM179 178V177H178ZM194 178V177H193ZM198 178V177H197ZM230 178V179H231ZM54 179V178H53ZM72 179V178H71ZM82 180L84 179V178H81ZM87 179H89V178H87ZM96 179V178H95ZM95 179H92L93 180V182H94V180ZM98 179H99V177H98ZM101 179H102V177H101ZM103 179H106V177H103ZM102 179V180H103ZM111 179V178H110ZM155 179V178H154ZM161 179V178H160ZM165 179V178H164ZM163 179V180H164ZM169 179V178H168ZM175 179H177V177L175 176ZM181 179V178H180ZM208 179V178H207ZM206 179V180H207ZM28 180H30L29 178H28ZM86 180V179H85ZM84 180V181H85ZM89 180H91V179H89ZM89 180H88V182H86L85 181V183L86 184H89ZM100 180V179H99ZM109 180V179H108ZM107 179H106V181H108ZM183 177H182V182H183ZM232 180V179H231ZM239 180H241V179H239ZM42 181V180H41ZM57 181V180H56ZM64 181H65V179H64ZM70 181V180H69ZM73 181H75V179H73ZM77 181V180H76ZM96 181V180H95ZM105 181V182H106ZM145 181V180H144ZM144 181H141V182H144ZM152 181H153V179H152ZM161 181V180H160ZM177 181V180H176ZM210 181V180H209ZM211 181H213V180H211ZM214 181H215V179H214ZM217 181H219V180H217ZM222 182H223V180H221ZM226 181H228V180H226ZM225 180H224V182H226ZM233 181H236V180H233ZM38 182H40V181H38ZM44 182V181H43ZM83 183L84 184V182L83 181H79V183ZM93 182L91 181V183L93 184ZM110 182V181H109ZM167 182V183H166ZM180 182V181H179ZM193 182V181H192ZM205 182V181H204ZM240 182V181H239ZM23 183V182H22ZM37 183V182H36ZM46 183V182H45ZM67 183H69V182H67ZM70 183H72L71 181H70ZM77 183V182H76ZM81 183H80V185H81ZM95 183H97V182H95ZM145 183V182H144ZM147 183V182H146ZM158 183V182H157ZM162 183V182H161ZM164 183L165 184H168V181H164ZM188 183V182H187ZM201 183H202V181H201ZM215 183V182H214ZM218 183V182H217ZM31 184V183H30ZM29 184V185H30ZM47 184V183H46ZM53 184H55V183H53ZM62 183H60L59 185H61ZM73 184V183H72ZM82 184V185H83ZM91 184V185H92ZM101 184V183H100ZM106 184V183H105ZM111 184H113V183H111ZM147 184H149L150 185V183H147ZM170 184V183H169ZM175 184V183H174ZM179 183L177 182V185H178ZM186 184V183H185ZM199 184V183H198ZM213 184V183H212ZM216 184V183H215ZM237 184L239 185L240 183H238V181H237ZM43 184H41V187H43L42 186ZM55 185H57V184H55ZM77 185V184H76ZM75 185V186H76ZM98 185V184H97ZM143 185V184H142ZM160 185V183L158 184V186ZM162 185V184H161ZM160 185V186H161ZM180 185V184H179ZM182 185V184H181ZM199 185H202V184H199ZM207 185V184H206ZM225 185V184H224ZM237 185V186H238ZM34 186V185H33ZM46 186V185H45ZM64 186V185H63ZM84 186V188H86V186L88 187V185H86L85 186V184L83 185ZM92 186H94V184L92 185ZM101 186V185H100ZM124 186V185H123ZM155 186V187H154ZM158 186H156V185H153V189H154V192H155V190H157L156 188H158V189H163V190H165L166 188H167V190H171V189H168V187H170V186H168V187H166V185H163V186H165L164 188H162V187H158ZM185 186V185H184ZM188 186H189V183H188ZM188 186H187V188H188ZM196 186H198V185H196ZM209 186H211V184L209 185ZM28 187V186H27ZM31 187V186H30ZM30 187H29V190H30ZM38 187V186H37ZM40 187V184H39V187L38 188H41ZM47 187V186H46ZM73 187V186H72ZM81 187V186H80ZM99 187V186H98ZM97 187V188H98ZM104 187V186H103ZM109 187V186H108ZM119 187V186H118ZM146 187V186H145ZM149 187V186H148ZM178 187V186H177ZM176 187V188H177ZM190 187V186H189ZM204 187V186H203ZM221 187V186H220ZM31 188H33V187H31ZM50 188V186L48 187V189ZM62 188V187H61ZM76 188V187H75ZM83 188V187H82ZM82 188H78V186H77V189L78 190H81ZM83 188V189H84ZM89 188H91V187H89ZM96 187H94L93 188V190L95 189ZM115 188H116V186H115ZM190 188H192V185H191V187ZM194 188L195 187H193V190H194ZM202 188V187H201ZM227 188H228V186H227ZM227 188H225L224 189V191L227 189ZM234 188H236V187H234ZM50 189H52V188H50ZM74 189V188H73ZM118 189V188H117ZM116 189V190H117ZM146 189H147V187H146ZM150 189V188H149ZM149 189H147V190H149ZM178 189H179V187H178ZM182 189H184V187L182 188ZM182 189H181V191H182ZM200 189V188H199ZM210 189V188H209ZM237 189H239L238 187H237ZM35 190H36V187H35ZM42 190H45L44 189V187L42 188ZM47 190V189H46ZM84 190H86V191H88V189L86 188V189H84ZM84 190H82V191H84ZM91 190V189H90ZM89 190V191H90ZM92 190V192H94ZM115 190V189H114ZM151 190V189H150ZM167 190H165L166 192H167ZM184 190H186V189H184ZM188 190V189H187ZM202 190V189H201ZM229 190V189H228ZM227 190V192H229ZM235 189H233V191H234ZM245 190H247L246 188H245ZM32 190H30V192H31ZM39 191V190H38ZM53 191V190H52ZM51 191V192H52ZM73 191V190H72ZM75 191V190H74ZM88 191V192H89ZM97 192H95V193H99L98 192V190H96ZM100 191V190H99ZM158 191H160V190H158ZM158 191H156V194H157V192ZM162 191V190H161ZM160 191V192H161ZM165 191H163L164 193H165ZM169 191H168V193H169ZM180 191V192H181ZM198 191V190H197ZM203 191V190H202ZM220 191V190H219ZM223 191V190H222ZM231 191V190H230ZM240 191V190H239ZM29 192V191H28ZM36 192V191H35ZM47 192H48V190H47ZM46 192V193H47ZM71 192V191H70ZM77 192V191H76ZM79 192V191H78ZM77 192V193H78ZM81 192V191H80ZM91 192V191H90ZM125 192H127V191H125ZM149 192V191H148ZM151 192V191H150ZM171 192V191H170ZM182 192H187V191H182ZM188 192H190V191H188ZM188 192L185 194V195H187L188 196ZM194 192V191H193ZM200 192V191H199ZM241 192H243V190L241 191ZM33 193V192H32ZM39 193V192H38ZM45 193V194H46ZM53 193V192H52ZM74 193V192H73ZM82 193H85V192H82ZM115 193V192H114ZM113 193V194H114ZM129 193L130 192H128V196H130L129 195ZM203 193V192H202ZM207 193H208V191H207ZM206 193V194H207ZM209 193H210V191H209ZM217 193V192H216ZM220 193V192H219ZM226 193V192H225ZM234 194L236 193L235 191L233 192ZM238 193H240V192H238ZM237 193V194H238ZM246 193V192H245ZM44 194V193H43ZM48 194V193H47ZM80 194V193H79ZM101 194V193H100ZM151 194V193H150ZM149 194V195H150ZM152 194H155V193H152ZM151 194V195H152ZM160 194V193H159ZM170 194H172V193H170ZM169 194V197L170 196H172V195H170ZM179 194V193H178ZM184 194V193H183ZM194 196H195V194L194 193H192ZM191 194V195H192ZM203 194H205V193H203ZM211 194V193H210ZM227 194V193H226ZM243 195H245L244 194V192L242 193ZM36 195V194H35ZM38 195V194H37ZM36 195V196H37ZM50 195V194H49ZM66 195H68V194H66ZM86 195H87V193H86ZM150 195V199L149 200H147L148 198H149V196H148V198H146V200H147V202H149V201H152L153 203H154V201L153 200H155V198H159V196L158 197H155L154 199L152 198V196ZM158 195V194H157ZM166 195V197H167V193L165 194ZM165 195L163 194H161V196H164L165 197ZM181 195H182V193H181ZM191 195H190V197H191ZM192 195V199H194V196ZM200 195V196H199ZM198 196L196 195L195 197H201V193L199 194ZM217 195V194H216ZM219 195V194H218ZM217 195V196H218ZM233 195V194H232ZM232 195H230L231 196V198H232ZM240 195H241V193H240ZM45 196V195H44ZM48 196V195H47ZM70 196H71V194H70ZM70 196H67L68 198L70 197ZM109 196V195H108ZM111 196H112V193H111ZM116 196V195H115ZM119 196V195H118ZM118 196H116V197H118ZM121 196V195H120ZM127 197V195L126 194H124L123 195V197ZM156 196V195H155ZM186 196V197H187ZM204 196H207V195H204ZM209 197L211 196H214V199H216L217 197H215V194L214 195H208ZM219 196H221V193H220V195ZM218 196V197H219ZM229 196V197H230ZM38 197V196H37ZM46 197V196H45ZM94 197V196H93ZM173 197V196H172ZM179 197H180V195H179ZM186 197H182V198H186ZM211 197H210V199H211ZM222 197V196H221ZM48 198V197H47ZM50 198H52L51 197V195H50ZM55 198V197H54ZM78 198V197H77ZM122 198V197H121ZM132 198V199H133ZM135 198H134V203L136 204V203H140L141 204V202H140V200H135ZM161 198V197H160ZM174 198V197H173ZM177 199H180V198H178V197H176ZM181 198V199H182ZM203 198H205V197H203ZM213 198V197H212ZM230 198V199H231ZM233 198H235V197H233ZM70 199V198H69ZM75 199H76V196H75ZM83 199V201H84V198H81L80 199V202H77V203H83L84 205H85V203L83 202V201H81ZM93 199H95V197L93 198ZM93 199H91V203H92V201H93ZM102 199V198H101ZM118 199H119V197H118ZM153 199V200H152ZM163 199V198H162ZM166 199V198H165ZM168 200H169V198H167ZM171 199V198H170ZM175 199V198H174ZM188 198H186V200H187ZM190 199V198H189ZM189 199H188V201H189ZM198 199V198H197ZM202 199V198H201ZM205 199H209V198H205ZM209 199V200H210ZM218 199H220V198H218ZM228 199V198H227ZM41 200H43L44 201V199H41ZM54 199H52V201H53ZM77 200V199H76ZM96 201L97 200H99V199H95ZM115 200H116V198H115ZM124 200H126V199H123V201ZM143 200V199H142ZM159 200V199H158ZM168 200L167 201H165V203H167L168 204ZM191 200V199H190ZM199 201H200V198L198 199ZM213 200V199H212ZM225 201L224 199H220V201ZM40 201V200H39ZM45 201H46V199H45ZM44 201V202H45ZM103 201V200H102ZM118 200H116V202H117ZM138 201V202H137ZM160 201H161V199H160ZM164 201V200H163ZM169 201H172V199L171 200H169ZM174 201V200H173ZM173 201H172V204H173ZM176 201V200H175ZM184 201V200H183ZM182 201V202H183ZM204 201V200H203ZM214 201V200H213ZM229 201V200H228ZM228 201H225V202H227L228 203ZM231 201V200H230ZM229 201V202H230ZM233 201V200H232ZM46 202H50V201H46ZM86 202H90V199H88ZM95 202V201H94ZM101 202V201H100ZM128 202V201H127ZM131 202H132V200H131ZM147 202L145 201H143V203H146L145 205H147ZM155 202H156V200H155ZM178 201H176V203H177ZM185 202V201H184ZM194 202H196V200L194 201ZM219 202V200L217 201V203ZM234 203L236 202L235 200L233 201ZM54 203H55V200H54ZM98 203V207H99V202H97ZM121 203L123 204V202L121 201ZM130 203V202H129ZM152 203V204H153ZM180 203V202H179ZM179 203H177V205L179 204ZM201 203V202H200ZM199 203V204H200ZM205 203V202H204ZM216 203V204H217ZM220 203V202H219ZM219 203H218V207L219 206H221V203H220V205H219ZM224 203V202H223ZM237 203V202H236ZM235 203V204H236ZM94 204H96V203H94ZM121 204V205H122ZM131 204V203H130ZM150 204V203H149ZM148 204V205H149ZM160 204V203H159ZM170 204V203H169ZM189 204H190V202H189ZM203 204V203H202ZM52 205V204H51ZM90 205V204H89ZM92 205V204H91ZM137 205V204H136ZM151 205V204H150ZM164 205H166V204H164ZM174 205V204H173ZM176 205V206H177ZM182 205V204H181ZM193 205V204H192ZM197 205V204H196ZM224 205V204H223ZM237 205V204H236ZM87 206V205H86ZM124 206V205H123ZM130 206V205H129ZM138 206V205H137ZM141 206H142V204H141ZM160 206H162L163 207V204L162 205H160ZM233 206H234V204H233ZM93 208H94V206H92ZM97 207V206H96ZM103 207V206H102ZM131 207V206H130ZM129 207V208H130ZM133 207V206H132ZM147 207V206H146ZM154 207V206H153ZM156 207V206H155ZM159 207V206H158ZM180 207H183V208H188V207H184V206H180ZM192 207V206H191ZM190 207V208H191ZM198 207V206H197ZM199 207H200V205H199ZM203 207V206H202ZM205 207V206H204ZM224 207V208H223ZM235 207V206H234ZM104 208V207H103ZM134 208H135V206H134ZM137 208V207H136ZM176 209L178 208V206L177 207H175ZM193 208H196V206H194ZM221 208H223L224 210H225V206H222ZM87 209H88V207H87ZM95 209H97V208H95ZM99 209V208H98ZM97 209V210H98ZM168 209V208H167ZM167 209H164V210H167ZM192 209V208H191ZM200 209H203V208H201L200 207ZM208 209H209V207H208ZM234 209V208H233ZM101 210V209H100ZM108 210H110V209H108ZM133 210V209H132ZM136 210V209H135ZM139 210V209H138ZM156 210V209H155ZM173 210V209H172ZM179 210V209H178ZM197 210V209H196ZM219 210H221L220 208H219ZM223 210V211H224ZM227 210V209H226ZM89 211V210H88ZM131 211V210H130ZM160 211V210H159ZM159 211L157 212V213H159ZM168 211H170V209L168 210ZM181 211V210H180ZM189 211V210H188ZM187 211V212H188ZM228 211H229V209H228ZM111 212H113V211H111ZM137 212V211H136ZM156 212V211H155ZM171 212V211H170ZM170 212H168V213H170ZM231 212V211H230ZM234 211H232V213H233ZM85 213V212H84ZM89 213H92V212H89ZM103 214L105 213V212H102ZM133 213H134V211H133ZM139 213V212H138ZM154 213V212H153ZM156 213V214H157ZM167 213V214H168ZM176 213V212H175ZM178 214H179V211L177 212ZM125 214H126V212H125ZM127 214H128V212H127ZM140 214V213H139ZM138 214V215H139ZM143 214V213H142ZM164 214V213H163ZM163 214H162V216H163ZM222 214V213H221ZM92 215V214H91ZM100 215H101V213H100ZM108 215V214H107ZM120 215V214H119ZM122 215H124V213L122 214ZM121 215V216H122ZM141 215V214H140ZM147 215V214H146ZM153 215V214H152ZM151 215V213H150V216H152ZM159 215V214H158ZM170 215H171V213H170ZM173 215V214H172ZM228 216V214H225V217H227ZM89 216V215H88ZM95 216V215H94ZM105 216V215H104ZM103 216V217H104ZM111 216H113L112 214H111ZM110 215H109V217H111ZM117 216V215H116ZM131 216H133L132 214H131ZM130 216V217H131ZM156 216V215H155ZM168 217H169V215H167ZM173 216H177V215H173ZM263 216V215H262ZM97 217H99V214H98V216ZM97 217H95V218H97ZM119 217V216H118ZM123 217V216H122ZM126 217V216H125ZM125 217H123V218H125ZM130 217H129V219H130ZM139 217V216H138ZM144 218H145V216H143ZM142 217V218H143ZM149 217V216H148ZM180 217V216H179ZM189 217V216H188ZM217 217V216H216ZM220 217H221V215H220ZM90 218H92V216L90 217ZM147 218V217H146ZM155 218H157V220L160 218L161 219V221H160V223L162 222V221H164V219H166L167 217H163L164 219H162V217H160V216H158V217H155ZM154 218V219H155ZM170 218V217H169ZM174 218V220H175V218H177V217H173ZM219 218V217H218ZM128 219V220H129ZM140 219H141V217H140ZM194 219V218H193ZM91 220V219H90ZM93 220V219H92ZM151 220H153V219H151ZM150 220V221H151ZM157 220H155V221H157ZM116 221V220H115ZM141 221H143V220H141ZM150 221H148V222H150ZM154 221V220H153ZM170 221V223H173V222H171V220H169ZM172 221H173V219H172ZM177 221V220H176ZM184 221V220H183ZM193 221V220H192ZM225 221H227V220H225ZM119 222V221H118ZM124 222V221H123ZM144 222V221H143ZM177 222H179V220L177 221ZM228 222V221H227ZM100 223V222H99ZM102 223V222H101ZM108 223V222H107ZM115 223V222H114ZM120 223H122V222H120ZM129 223H130V221H129ZM136 223V222H135ZM138 223V222H137ZM136 223V224H137ZM141 223V222H140ZM166 223H168L167 222V220H166ZM182 223V222H181ZM188 223V225H189V221L187 222ZM196 223V222H195ZM195 223H191L190 222V224H194L195 225ZM199 223V222H198ZM105 224V223H104ZM112 225L113 223H110L109 222V225ZM118 225H117V227L119 228L120 226L122 227V224H120L119 225V223H117ZM124 224H125V222H124ZM123 224V226H124V228H121V229H125L126 228V224L124 225ZM146 224L148 225V223L146 222ZM146 224H143V225H146ZM169 224V223H168ZM178 224H180V223H177V225ZM186 224V223H185ZM185 224H180V226L182 225H185ZM200 224V223H199ZM227 224V223H226ZM106 226H107V230L108 231H110L109 229H108V225L107 224H105ZM104 225V226H105ZM113 225H116V223L115 224H113ZM173 225H176V223H174ZM176 225V226H177ZM102 226V225H101ZM140 226V225H139ZM138 226V227H139ZM149 226V225H148ZM198 226V225H197ZM203 226H205V225H203ZM1 227V226H0ZM112 227V226H111ZM117 227H116V229H117ZM128 227H130V226H128ZM127 227V228H128ZM143 227V226H142ZM145 227V226H144ZM227 227V226H226ZM113 228H115V227H113ZM131 229H132V231L135 229L134 228V223H133V225H131V227H130ZM147 228V227H146ZM146 228H145V230H146ZM151 228H152V230L154 229V230H157V231H161V233L164 231L163 229H164V227L161 225V224H158V225H153V226H151ZM198 228H200V227H198ZM203 227H201V229H202ZM98 229V228H97ZM111 229V228H110ZM149 229V228H148ZM175 228H173V229H169V228H165V234H167V232H176V230H174ZM186 229V228H185ZM206 229H208V228H206ZM206 229H204V230H206ZM10 230V229H9ZM101 230V229H100ZM120 230V229H119ZM139 230V229H138ZM195 230H196V228H195ZM209 230V229H208ZM212 230V229H211ZM113 231H115V230H113ZM125 230H122V232H124ZM135 231H136V229H135ZM142 232H143V230H141ZM179 231V234H177V239L179 240V242L178 243H180V242H182V243H184L186 246H189L190 244H194V247H195V244H198L199 245V243H201L202 242V239L203 240H205L204 239V236L202 235L203 233H197V234H194L193 233V231H185V230H183V229H180V230H178ZM198 231V230H197ZM112 232V231H111ZM142 232H141V234H142ZM146 232V231H145ZM150 232H152V231H150ZM154 232V231H153ZM156 232V231H155ZM171 232V233H172ZM199 232V231H198ZM225 232V231H224ZM227 232V231H226ZM114 233V232H113ZM117 232H115V234H116ZM125 233V232H124ZM126 233H128V232H126ZM130 233V232H129ZM132 233V232H131ZM139 233H140V231H139ZM147 233V232H146ZM157 233V232H156ZM207 233V232H206ZM108 234V233H107ZM119 234V233H118ZM120 234H121V232H120ZM145 234V233H144ZM148 234H149V232H148ZM176 234V233H175ZM205 234V233H204ZM225 234V233H224ZM138 235V234H137ZM140 235V234H139ZM138 235V236H139ZM147 235V234H146ZM151 235H154L153 233H151ZM216 235V234H215ZM222 235V234H221ZM220 235V236H221ZM15 236V235H14ZM109 236V235H108ZM141 236V235H140ZM143 236V235H142ZM213 236H214V234H213ZM220 236H219V238H220ZM119 237V236H118ZM126 237L128 238L129 237V235H126ZM125 237V238H126ZM131 237V236H130ZM136 237V235L134 236V238ZM143 237H146V236H143ZM156 237V236H155ZM214 237H217V236H214ZM5 238V237H4ZM4 238H1L0 237V239H4ZM16 238V237H15ZM109 238V237H108ZM113 238V237H112ZM125 238H123V239H125ZM126 238V239H127ZM133 238V239H134ZM139 238V237H138ZM147 238H148V236H147ZM151 238V237H150ZM164 238V237H163ZM167 238H169V237H167ZM205 238H206V236H205ZM209 238H211V237H209ZM115 239V238H114ZM119 239V238H118ZM131 239V238H130ZM132 239V240H133ZM137 239V238H136ZM146 239V238H145ZM152 239V238H151ZM176 239V238H175ZM176 239V240H177ZM212 239H213V237H212ZM131 240V241H132ZM146 240H148V239H146ZM145 240V241H146ZM173 240V239H172ZM218 240V239H217ZM163 241V240H162ZM207 241V240H206ZM209 241V240H208ZM216 241V240H215ZM220 241V240H219ZM224 241V240H223ZM5 242V241H4ZM112 242V241H111ZM126 242H128V241H126ZM148 242V241H147ZM147 242H145V243H147ZM165 242V241H164ZM166 242H167V240H166ZM169 243H170V240L168 241ZM176 242V243H177ZM211 242V241H210ZM113 243V248L115 247V242H112ZM111 243V244H112ZM129 243H131L130 241H129ZM144 243V242H143ZM150 243L152 244V242L150 241ZM158 243L159 244H161L159 241H158ZM158 243H155V244H158ZM171 243H172V241H171ZM178 243H177V245H178ZM214 243V242H213ZM219 243V242H218ZM118 244H122V243H118ZM118 244H117V246H118ZM125 244V243H124ZM148 244H149V242H148ZM146 245V246H149V245ZM150 244V245H151ZM162 244H163V242H162ZM166 244V243H165ZM222 244V243H221ZM135 245V244H134ZM137 245V244H136ZM140 245H142V243H140L139 245H138V247L137 248H139V246ZM168 245H170V244H168ZM173 245V244H172ZM198 245H197V247H198ZM202 245V244H201ZM200 245V246H201ZM121 246H123V245H121ZM124 246H126L127 247V244L126 245H124ZM133 246V245H132ZM157 246V245H156ZM161 246H163V245H160V247ZM165 246V245H164ZM163 246V247H164ZM171 246V245H170ZM174 246V245H173ZM212 246V245H211ZM211 246H210V248H211ZM159 247V246H158ZM166 247H169V246H166ZM166 247H164V248H166ZM175 247V246H174ZM174 247H172L170 250H169V252L174 248ZM109 248H110V246H109ZM130 248V247H129ZM133 248H134V246H133ZM141 248H143V246L141 247ZM140 248V249H141ZM144 248H145V245H144ZM176 248V247H175ZM179 248H181L180 247V245H179ZM10 249V248H9ZM151 250L152 248L150 247V248H148V250ZM154 249V251H155V248H153ZM182 249V248H181ZM183 249H184V247H183ZM188 249V248H187ZM192 249V248H191ZM195 249H198V248H196L195 247ZM6 250V249H5ZM111 250H112V248L110 249V252H111ZM144 250V249H143ZM146 250H147V248H146ZM164 250H166V249H164ZM175 250V251H174ZM200 250V249H199ZM199 250H197V251H199ZM7 251V250H6ZM107 252H108V250H106ZM159 251V250H158ZM173 251L174 252H176V249H173ZM188 251V250H187ZM187 251H185V252H187ZM219 251V250H218ZM150 252V251H149ZM166 252V251H165ZM109 253V252H108ZM114 253V252H113ZM125 253V252H124ZM160 253H161V251H160ZM163 253V252H162ZM161 253V254H162ZM183 253V252H182ZM182 253H181V255H182ZM188 253H190V252H188ZM194 253H198V252H193V254L192 255H194ZM200 253V252H199ZM3 254V253H2ZM110 254V253H109ZM179 254V253H178ZM187 254V253H186ZM219 254V253H218ZM224 254V253H223ZM222 254V255H223ZM111 255V254H110ZM166 255H167V253H166ZM170 255V254H169ZM185 255V254H184ZM191 255V254H190ZM190 255H189V257H190ZM199 255V254H198ZM1 256V255H0ZM183 256V255H182ZM182 256L180 257L181 259V261H184V260H182ZM194 256H197V255H194ZM193 256V257H194ZM211 256V255H210ZM226 256V255H225ZM171 257V255L169 256V258ZM178 256L177 255H173L171 258L173 259V260H175L176 258H177ZM187 257V256H186ZM192 257V258H193ZM204 257V256H203ZM214 257V256H213ZM218 257V256H217ZM216 257V258H217ZM110 258H111V256H110ZM115 258V257H114ZM147 258H149V257H147ZM162 258V257H161ZM167 258V257H166ZM170 258V259H171ZM188 258V257H187ZM209 258V257H208ZM215 258V259H216ZM52 259V258H51ZM143 259V258H142ZM146 259V258H145ZM150 259V258H149ZM165 259V258H164ZM195 259H197V257L195 258ZM195 259H193V260H195ZM199 259V258H198ZM197 259V260H198ZM205 259V258H204ZM204 259H203V261H204ZM210 259H212V257L210 258ZM113 260V259H112ZM148 260V259H147ZM177 260V259H176ZM179 260V259H178ZM179 260V261H180ZM228 260V259H227ZM236 260H239V259H236ZM139 261V260H138ZM144 261V260H143ZM169 261V260H168ZM190 261V260H189ZM189 261H188V263H189ZM208 261H210V260H208ZM208 261H205V262H208ZM11 262V261H10ZM115 262H116V260H115ZM123 262L124 263H121V264H132L131 262H133V260L127 255V254H125V255H123ZM159 262V261H158ZM172 262V261H171ZM177 262V261H176ZM195 263H196V261H194ZM199 262H201L202 263V261H198V263ZM120 262H118L117 261V264H119ZM137 263V262H136ZM194 263V264H195ZM237 263H239V262H237ZM41 264V263H40ZM107 264V263H106ZM151 264V263H150ZM155 264V263H154ZM158 264V263H157ZM161 264V263H160ZM173 264V263H172ZM179 264V263H178ZM182 264V263H181ZM206 264V263H205ZM225 264H226V262H225ZM232 264V263H231ZM234 264V263H233Z\"/></svg>",
  "mask_w": 264,
  "mask_h": 264
}]
</instances>
